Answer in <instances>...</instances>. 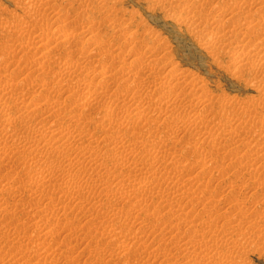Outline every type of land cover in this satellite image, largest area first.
Returning a JSON list of instances; mask_svg holds the SVG:
<instances>
[{
	"label": "rangeland",
	"instance_id": "rangeland-1",
	"mask_svg": "<svg viewBox=\"0 0 264 264\" xmlns=\"http://www.w3.org/2000/svg\"><path fill=\"white\" fill-rule=\"evenodd\" d=\"M165 1L166 0H163V1L162 0H155V1L154 0H151V1L150 0H0V68H1L0 70V81H1L0 82V86H1L0 95L3 93L2 94L3 99L0 98V118L3 116L0 119L1 120L0 125L2 124V128H3V129L1 128L3 130L2 132L0 129V132H1L0 133V137H1L0 138V141H1L0 142V207H4L5 209V210L3 209L2 211L3 213L0 212L1 213L0 215V255H1L0 264H20V263L25 264L26 261H27L26 264H73L71 263L73 260H74L73 262H75L74 264H100L101 262L103 264L104 263L105 264H121V263L122 264H125V263L126 264H140L142 260H145V257H146V260L142 262V264H144L145 262H146L145 264H188L187 261H185L188 258H191V257L196 258V256L197 257L201 256V253H199V251L201 252V250H199L198 248H195V245H193V243L196 240L195 236H197L196 237L197 239H202L210 245L213 244L214 246L213 245L212 246L217 249L216 254H214L213 252H210L209 254H207L209 255V257H211L210 259L212 261L214 260L213 262H215L216 260L218 262H221L220 260L223 261V259H225L226 261L221 262V264L222 263L231 264L232 262H233L232 264H243V263L244 264H264V222H263L264 221V183H263L264 182V178H263L264 177V167H263L264 166V158H263L264 151L260 150V148H257L256 149L257 158H256V154H254L256 153L254 151L256 148L255 146L257 145L256 143L264 140V129H263L264 128V120H263L264 119L263 118L264 117V100H262L264 99V93L262 92L263 94H259L258 92V90H260V88L263 85L264 76L256 77L255 74L250 73L252 72V67L256 63L260 61H262L260 63L264 62L263 61L264 60V13H263L264 12V0H203V1L201 0L202 2L200 0H194V1L193 0L192 1L183 0L184 2L187 1L186 3H189V1L191 2L189 3L191 5L187 4L188 7H186V4L182 0H179L181 1L180 4H178L179 2L175 0H172V1L167 0L166 2ZM172 2H175V4L177 3L176 4L177 7ZM192 4H194L193 8H192ZM201 4L204 5L203 8ZM169 5H172V6L169 7ZM180 8L182 9L184 8L186 12H184L185 11L184 9L183 11H178V10H181ZM187 11H190V12H187ZM179 12L181 13V16ZM192 12L195 14V17H193L194 14L193 15L191 14ZM196 12L198 15L196 14ZM200 14H201V18H200ZM183 16H185V18ZM213 16H215V18H211ZM188 18L189 19L191 18L190 19L191 21L194 20L193 22H195V25H199L200 28L204 26V28L201 30L198 27L196 28L192 26L193 22L191 23V21ZM202 18L205 22L207 21L206 22L207 25L203 23L204 21H201ZM261 18H263V20ZM216 19L218 20L220 19V21ZM247 19H250V20H247ZM259 19H261L263 22L260 21ZM196 20H199L197 22L198 23L200 22V24H203V25L198 24ZM179 21L183 22L184 24L181 25ZM185 21L187 22V24L185 23ZM246 21L248 22L253 21V23L255 24L257 23L256 21H259L257 25L254 24L253 26L254 28L255 27L258 28L262 24L263 25L261 26L262 28L259 27L258 29L255 28L256 30H252L254 29L253 27L246 28L245 25H247L246 23H248ZM243 22H244V25H243ZM259 23L261 25H259ZM59 24L62 25L63 27L62 26H61L62 28L59 27L60 26ZM240 24H242L243 27ZM114 26L117 27V29ZM122 26L124 27L122 28ZM189 26H190V30L191 31L193 30L195 32L186 30V29H189ZM58 27H59V30H58ZM240 27L243 29H241ZM55 28H57L59 33H56L58 31ZM205 29L207 33H205L204 31ZM207 29H209L208 31H210V33L207 31ZM237 29H239L240 31ZM129 30L136 31V34L134 37L131 38L128 35ZM211 31H213L215 35L213 32L211 33ZM194 33H196V35ZM208 33L214 36V38L217 37L214 40H220L225 35L226 36L229 35L227 37H224L225 38L224 42L227 41L228 43L227 42L223 43L222 41H220L221 43H223V45L226 44L225 46H222L221 43L217 41L220 44L219 46H218V43L216 42H215L216 45H214L215 48L211 45L208 46L209 44L205 43L208 41L207 39ZM40 34H43L41 39L39 38L41 36ZM204 34L206 37L204 36ZM231 34H233V37L230 36ZM258 35H261V36H258ZM218 37H221V38H218ZM37 38L39 39V41ZM79 38L82 40L80 41ZM76 39H77V42H75ZM72 40H75V41H72ZM140 40H141V43L139 42ZM231 40L232 42L235 41L234 42L235 45L229 44V42L232 43ZM19 41H21V44L17 43ZM44 42L46 43L48 42V44ZM124 42H127V43H124ZM128 43L130 44V46L128 45ZM135 43H138L139 45ZM161 43L163 44L165 43L164 44L165 46L162 45ZM199 43L203 44V47H205L206 45V48H202L201 45L199 46ZM126 44L128 47L126 46ZM133 44H135L134 45L135 47L133 46ZM144 44L145 45L151 44V46H153L154 49L150 47V50H148L146 46L144 47ZM160 44L162 45V47H160L161 46ZM238 44H240L241 46ZM44 45L46 46L44 47ZM140 45L142 46V48L140 47ZM131 46H133V48ZM242 46H244V49ZM130 47L132 49H130ZM138 47L139 49H136ZM207 47L208 49L210 47L209 50L211 51L209 53H208ZM106 48H108L110 51ZM120 48H125V49H122L123 51H120L119 50ZM117 50L118 52L119 51L120 52L118 53ZM232 50L235 52H233ZM249 50H251V53ZM113 51H114V55H113ZM143 51L145 52V54L143 53ZM245 51L249 57L252 56L250 58L251 59L250 62L247 63L248 66L246 64H245L246 66L239 65V64L236 65L237 62L235 60H237V56H239L240 54H245ZM115 52H117L118 54L116 55ZM147 54H149L148 56L150 58L147 56ZM131 58H134V59H131ZM147 58L150 60H148ZM153 58L155 61H153ZM218 58L220 59L219 62H218L219 60ZM137 59L139 62L136 61ZM140 60H142L141 61L142 64H145V62L147 63V61L152 62V63L154 62V64L155 63L157 64V61L158 62L162 61V63L170 64V66L171 65L174 67L176 66L178 71H183L184 73L188 75L191 72L190 73V75H192L191 77L193 76L195 77V78L193 77V79H196V80L200 79L197 81V83L199 82L198 84L201 85V87L204 86L205 89L203 88L201 92L203 93L204 91L205 96L199 95V92L198 93L196 92V94L198 95H195L194 94L195 91L191 87V85L186 84L187 87L186 86L184 87L182 83L180 84L181 86H178V85L174 86V88L176 87L174 89V92L176 94H173V93L171 94L172 97L169 98L170 102H169V99L166 102L167 98L161 97L162 95H160L159 92L153 91L152 90L153 87L152 89L151 87L150 89L147 87V90H144L146 89V87H144V85H141V84L148 82L147 85H151L154 83V81L157 82L158 80H161L162 78H160L159 76L163 75L165 73V70L161 71V69L159 68V65L157 66L155 64V68L157 70L154 68L155 72H152L150 75H148L147 79L144 78L143 80H141V82L139 81L136 83V81H134L131 75H133V73L137 71L135 67H137L138 64H141ZM133 62L136 63L137 65L134 64L135 65L134 66ZM249 64L251 65L249 66ZM235 66H237L236 67L237 69L236 68L233 69ZM14 67L15 68L17 67V69H20L19 73L15 72ZM74 67H75V70H74L75 72L73 71ZM130 67L132 69V70L130 69L131 72L129 69H127ZM124 69L126 70L123 71ZM133 69H135L136 71ZM2 70H4V72ZM99 70L101 72L102 70L105 71V72H102V74L103 73H105V75L109 74L107 75V77L104 78L103 83L106 81L104 83V86H102L103 85L102 83H101L102 85H100V83L98 84L97 82L98 78L102 77L100 74L101 72ZM88 72L89 73L92 72L93 74H96L99 77L95 76L93 77V79H91L92 77L88 76L91 79L90 81V79L86 75V73ZM121 73L125 75L123 76V74ZM126 74L128 75L126 76ZM153 74H156V75H153ZM152 75L153 77H150ZM253 75L255 76V78ZM154 76H156L157 78ZM124 77L128 79H125ZM260 77H262L261 81H260ZM3 78L5 79L3 80ZM15 78H17L18 81ZM94 78L96 81L94 80ZM108 78L110 79L108 80ZM151 78H153V80H151ZM257 78H258V81H256ZM102 80L103 79H100L98 81H102ZM110 80H112V82H110ZM124 80H127V81H124ZM176 80H175L176 82L179 81V79L177 78ZM3 82H5L6 84H4ZM9 82H12V84L13 82L14 83L17 82L18 85H20L19 82H21V86H23L24 88L20 86V89L19 88L15 89L16 91L20 90V92L19 91L16 92L12 84L10 85ZM76 82L78 83V85ZM127 82L129 84L130 83L136 84L135 87H134V84L133 85L130 84L131 86H129L132 93L133 91L135 93L132 94L129 89V91L125 90V92L128 95L125 92H124L125 93L124 95L123 93H121L122 95L121 94L116 95L118 91L116 90L117 92L116 91L114 92V90L118 88L119 85H120L119 88H122L123 86L128 84ZM69 83L71 85H69ZM174 83H172V85ZM5 85L7 86L10 85V88L12 87V90L14 91L12 92L11 89L10 91L9 89H7L8 90L7 91L5 89L7 86ZM99 85L102 87H100ZM31 87L32 88L35 87V89L33 88L32 90ZM105 87H106V90H105ZM126 87L127 85L124 87V89L128 88ZM178 87L179 88L181 87L180 89L182 91H180ZM1 88L3 89L4 92L5 91L7 92L4 93L3 91H1L2 90ZM25 88H28L27 90H30V89L32 90V91L31 90L29 91L31 95L29 94V92H28V95L25 93H24L25 95L21 94V90H25ZM135 88L136 90H139V91L136 92ZM185 88L187 89V91L185 92L186 94L183 93L186 90ZM191 88L193 89L192 91H191ZM33 91L35 92L34 94H33ZM149 91H153L154 93L156 92V95L158 94L157 96H159L163 100L158 99L159 97L157 98L156 95H153L154 93L149 92ZM178 91L179 93L177 94ZM190 92H192L191 94H193V96H197V97H193L190 94ZM7 93L9 95H7ZM13 93L15 95H13ZM66 93L67 94L70 93L69 95L71 97L68 96ZM71 93L73 94L74 97L71 95ZM80 93L82 95L85 94L83 97L88 99V101L90 102V105L88 104V107L86 106V108H84L85 106L83 105V101L85 99L82 97ZM149 93H150V96L152 95L151 97L146 96V94L149 95ZM205 93H207L208 95ZM37 94L38 95L41 94V95L38 96ZM113 94H115L116 96L114 97ZM137 94H138V97H137ZM2 95L0 97H2ZM11 95L13 96L11 97ZM44 95H45V98H47L46 100L44 98ZM134 95L139 99L142 98V100L140 99L141 102ZM27 96L32 97L30 98L31 102L32 101L34 102L32 105ZM77 96L79 97L80 102L77 101L78 98H75ZM128 96L131 98L128 99L129 103L127 104L126 102L128 101H126L127 100L126 98H129ZM143 96L147 97L148 99L144 98ZM173 96H175L176 98L175 97L173 98ZM206 96L209 98H207ZM262 96L263 98L261 99V103H260V97ZM116 97L120 99L116 100ZM152 97L154 98V101H156L157 103L153 102ZM203 97L204 98L206 97L207 99L206 98L204 99ZM21 98L23 100L26 98L27 100H24V101H27L30 105H28L27 102H24L27 106L25 104L24 105L22 104L23 105L22 106L20 103V101L22 100ZM49 98H51L52 103H50L51 100ZM71 98H73V100ZM74 98L76 102L74 101ZM132 98H133V102H131ZM172 98L174 99V101H172ZM194 98H197V99H194ZM4 99H5V102L7 103L3 102ZM202 99L205 101V103L202 101ZM8 100L10 101V103ZM11 100H13V102L14 101L16 102V100H18L17 101L18 104L17 103L15 104V102L12 104ZM42 100H43V104L46 101L45 102L46 108L44 107V105H42L41 103ZM58 100H60L63 103L60 102L57 105L56 103L59 102ZM159 100L161 101V103ZM1 101L4 103L3 105L1 104L2 103ZM36 101L37 103L40 102V104L38 105L37 103H35ZM66 101H67V104H65ZM72 101L75 102L76 104L73 103L74 106L72 108L70 107L71 108L70 109L68 106H70ZM120 101L121 103L124 102L126 106L124 105V103L122 104L119 103ZM195 101L197 104L195 103ZM47 102L50 104H47ZM77 102H79V104ZM116 102L118 103L116 104ZM136 102L138 103L140 102L142 104H138L137 106ZM147 102L148 103L153 102V104L155 103L154 105H158L160 107V108L158 107V109H160L159 110L160 113L158 111H154V112L149 111V109L151 108L148 107ZM54 103L56 104V106L53 105ZM130 103L132 104L131 105L132 107L137 106V108L133 107L134 108L133 109L131 106H129ZM203 103L205 105H203ZM73 104H71V106ZM9 105L12 107H10ZM17 105H21V107ZM50 105L53 107H49ZM66 105H68L67 106L68 108L66 107ZM142 105L144 106V108ZM24 106L28 111L24 108ZM28 106H30V108H33L32 110H34V108L36 109V107L37 109L38 108L39 109L38 110L36 109V111L34 112L30 110ZM58 106H62V107L59 108ZM201 106L202 108H200ZM145 107L148 108L147 111H145L146 110ZM211 107L214 108V111H213V108ZM17 108L20 109L18 112H17L18 110ZM48 108L49 109L53 108L52 111H54L55 108L57 110L55 109L54 111L55 114H54L53 112H51V109L49 110ZM61 108H64L65 110H62ZM140 108L142 109V112ZM45 109H47V111ZM23 110H26V111H24V113L23 112L21 113V111ZM43 110L47 112L46 115ZM81 110H82V113H78V111L81 112ZM222 110L225 111V114L224 112H222ZM29 111L32 113L34 112V113L32 114ZM57 111H58V116L60 115L61 120L57 118L58 121L56 122L57 119L55 118H56ZM59 111H60V114H59ZM63 111H65L64 114H63ZM106 111L107 113L109 112L108 116H106L109 122H107V120L105 119V121L103 120L104 121V124H103L100 117L103 114H105ZM40 112H43L44 114ZM49 112L52 115L51 114L49 115L51 118L49 117L48 120L50 119V121H52L53 119V121L52 122L48 120H45L46 122L42 121L43 119H45V116L49 114ZM110 112H112L113 114H111ZM129 112L131 113L129 114ZM214 112L215 114H213ZM21 114L25 116V117L23 116L24 120ZM25 114L27 115L32 114L33 117L32 115H29L27 118V115ZM39 114L41 115L39 116ZM93 114H95L96 116L95 115L93 116ZM191 114L199 115L200 119L198 117L196 119L197 121L199 119V122L197 123V121H195L194 122L195 125L194 123L191 122L190 124L189 122ZM16 115H18L17 116L18 119H16L17 118ZM19 115L21 116L20 118H19ZM74 115L75 117H73ZM83 115L85 116V118L83 117ZM71 116L73 118H76L77 120L72 119ZM115 116L117 119H115ZM224 116H226V118ZM235 116L238 118L234 119L236 118ZM7 117L8 119H10L9 117H12L15 121L12 122V124H10L7 121ZM135 117L139 118L140 121L136 119ZM35 118L38 119L37 123L39 122V118L41 122L36 124ZM223 118L225 120H223ZM110 119L113 121H110ZM209 119L211 120V122H209L210 121ZM221 119L223 120V122L220 123ZM256 119L259 121H257ZM5 120L7 121V123H3V122H6ZM73 120H75L78 126H76V129H74V125H72V127L69 128L71 129V131L69 130V132H71L72 136L69 135L68 136L69 138L68 137L66 138L65 135L68 132V127L71 126V124L73 123ZM79 120L82 122H80ZM87 120L88 122H86ZM122 120L124 124L122 123ZM254 121H256V124ZM110 122L113 125H111ZM201 122L203 125H201ZM96 123L97 125H95ZM196 123L199 125V127L197 126ZM21 124H22V127H21ZM52 124L57 125V126L53 127ZM109 124L110 126H108ZM218 124L219 125L221 124V126H219ZM253 124L256 125L257 127L253 126ZM12 125H15L16 127ZM47 125L50 126V130L51 128L52 130L53 129L55 130V131L53 130L54 134L49 133V129H48L49 127ZM102 125L104 126L102 127ZM36 126L39 128L41 126L42 127L39 129ZM44 126H45V129H44ZM82 126L83 127L87 126V127H84L83 129ZM111 126L113 127L112 129H110ZM30 127H33V128L35 127V128L33 129ZM100 127H102L103 130H101L102 128ZM13 128H15L16 131ZM17 129H21V130L18 131ZM198 129L199 131H197ZM223 129L225 130L227 129L226 130L227 133H225L224 132L225 130ZM261 129L263 130L260 131ZM33 130L35 131L33 132ZM36 130L37 131L39 130V131L37 132ZM43 130H44L45 135H47L46 137L43 135L44 133L41 132ZM256 130L257 132H255ZM76 131L79 132V135H78V132ZM82 131L83 133L85 131V133L83 134ZM10 132H14L12 133L13 136ZM21 132L23 136H21L22 135ZM72 132H75L77 134L74 135L75 133H72ZM87 132H88V135L86 134ZM102 132L105 136L108 135L109 138L104 137ZM212 132L213 134H216V135H213ZM246 132L247 134H245ZM8 133L10 134L9 136H8ZM59 133L62 135V137L60 136ZM226 134H230L231 136L229 135L227 136ZM80 135L82 136L85 135V136L82 137ZM118 135H120L121 137H119ZM223 135H226V138L223 137ZM33 136L36 137L38 140L34 138ZM70 136L72 138H70ZM75 136L76 137L78 136L77 138L78 139L80 138L79 140L84 139L83 141L87 144V145H84L85 149H82L81 146H79V144L77 145L79 140ZM86 136L87 137L91 136V138L93 139L96 138V139L92 143L93 139L91 140L90 137H88L89 138L88 139ZM211 136L217 139L215 138L213 139ZM260 136H262V138ZM25 137H27L26 140L23 139ZM53 137L55 140L52 139ZM229 137H232L233 141H232V138L229 139ZM65 138L67 139V142H69L70 144L65 142L66 141ZM223 138H225L224 139L225 141L223 140ZM4 139L7 141L5 142ZM21 139H23L24 142ZM28 139L29 140L32 139V142L30 141L29 143ZM34 139L36 140L35 143H34ZM62 139L65 141H63ZM73 139L75 140V142ZM242 139H245L244 140L245 142L246 140L249 141L250 139H253V141L250 140L251 142L249 141L248 143L247 141L246 142L247 144H243L244 148H241L243 150H240L236 156L233 151L234 145L237 146L238 145L237 143H240L243 141ZM234 140H237L238 142ZM25 141H28L27 144ZM42 141L43 142L46 141L45 142L46 144L45 143L43 144ZM228 141L230 142L232 141V143H229ZM4 142H5V145L3 144ZM22 142L26 145L24 146ZM47 142L50 143L51 145L48 144ZM235 142L237 143L235 144ZM20 144L21 146H19ZM57 144L59 147L57 146ZM97 144L103 145L102 150L103 151L106 150L104 151V153L105 152L107 153L108 151L109 152L107 154H104V153L101 154L100 153L102 152L101 148L99 151L96 149L94 150L93 147L96 148ZM52 145H54L55 147L54 150H53L54 147ZM68 145L69 146L74 145V147L79 146V149L74 148L73 146L72 148H68L69 147ZM189 145H194L196 147L197 149L196 154L189 153L187 155L186 153L187 156H184L185 148ZM246 145L250 148V150ZM22 147L26 148L24 149L25 151L23 150ZM56 148L58 149L60 148V152ZM88 148H91V149L88 150ZM16 149L19 151H17ZM29 149H32L33 153ZM68 149L69 150L72 149V150L69 151ZM73 149L74 150L76 149L77 151L76 150L73 151ZM80 150L84 151V153ZM87 150L90 154L87 152ZM251 150H253L254 153ZM95 151L99 158H97L96 155H95L96 157L93 156L94 154H96ZM249 151L252 153L251 156H253L254 160L252 159L251 156L249 157V154H251ZM261 151H263V153ZM28 152L29 153L31 152L30 155H32L33 157L31 156L30 158V155L28 156L29 154ZM34 152L36 155H33ZM79 152L80 154L83 153V155H85L86 158L85 156L83 157L82 155L83 157L82 159ZM173 152H175L176 155L180 154L178 155L179 157L175 156ZM244 152L246 154L249 152V154L245 155ZM172 153L175 157L172 155ZM74 154L76 155L74 156ZM88 155L91 157H89ZM101 155H103L104 157L103 156L101 157ZM157 155L159 156L157 157ZM71 157H76L77 159L79 158L78 159L79 162L76 158L70 159ZM176 157L177 159L180 158V161L182 157L187 160L182 159L181 161L182 163H181L176 159ZM199 157H201L202 159H204L205 157L207 158L206 160L210 159L212 161L214 160L213 158L217 160L219 159L222 160V165L219 167L217 166L220 169L218 168L216 169V167L212 166L216 170H219V172L214 170V168L209 170L208 168H212L211 165L209 164L205 166L204 165L201 166L199 162H196V161H199L200 159ZM246 157L250 160L249 163L246 160ZM44 158L46 162L42 161L44 160ZM257 159L258 161H256ZM176 160L178 161V164L174 163V162H177ZM240 160H241V163L243 162L242 165H244L247 168V170H245L244 169L245 167L241 165V163L239 162ZM81 161H83L82 165H80ZM44 162L45 164L46 163L47 164L45 165ZM68 162L69 163L73 162V163H71L72 165L71 164L68 165L69 164ZM187 162H188V165L191 167H194L195 164H197L196 166H199L198 168L199 170H201L200 171L201 174H199L197 178H199L201 181L197 179L196 176L190 177L187 175L191 179H188L185 177L180 182L178 181L179 183L177 184L176 182L175 184L172 182L173 185L171 186L173 187L169 186L170 183L169 185L165 183V178L171 177V176L174 177L173 179L174 181H176L177 179L175 178V175L178 172L177 168L180 170V168L183 167L182 164H185ZM42 164H44V166L46 167H43ZM176 164L178 166H176ZM202 167H205L204 174L202 172L204 168ZM82 168H84V170ZM207 170L209 171L210 174L209 173L207 174L208 172ZM77 171H78L79 176L77 174ZM247 171L249 174L247 173ZM74 172L76 175L74 174ZM217 172L220 175H218ZM82 173L83 175H81ZM205 173L207 174V176H205L206 175ZM200 175H202L201 178L202 177L204 178L201 179L199 177ZM41 176L44 179H41L40 178ZM76 177L78 179H76ZM210 177H212V180L210 179ZM257 177H259L260 179L259 178L257 179ZM34 179H35V182L33 183ZM37 179L40 181L39 183ZM79 179H82V180L79 181ZM41 180H44V181L41 182ZM196 180H198L197 182L199 183H197ZM81 181L84 182L82 183L84 186L82 184L80 185ZM254 181L256 182L254 183ZM200 182L202 186L198 185L200 184ZM30 183L31 185L33 184V187H31ZM41 183L42 184L44 183V185H42ZM38 184L42 185V186L40 185L41 188L38 187L39 186ZM61 184L66 185V186L62 185L61 187L62 189H61L59 187L61 186ZM71 185L74 186L75 188L71 187ZM141 185L143 187L146 185L148 187L151 186V188H149V191H147V194L146 192H143V195H142L141 192L143 191V187ZM177 185H179V187ZM168 186L170 187L171 190L172 189L174 190V188L175 190L174 191L172 190L173 191L172 192L170 189H168L169 188ZM65 187L66 188L69 187V188L65 189ZM76 187L78 188L77 190L78 192L76 191L77 189ZM28 188L33 191L31 190L29 191ZM33 188H35L36 190ZM70 188L73 189L74 191L71 190ZM68 189H70V193ZM150 189H152V192H150L151 191ZM160 189L162 190L163 193L161 192ZM166 189H168L169 191ZM79 190L81 191L79 192ZM138 190L140 191L139 193L140 195L138 194L139 192ZM182 190L184 191L182 192ZM35 191H38V192H35ZM62 191L64 192V194L66 192L69 193V194L66 193L68 197L65 196L63 193H61ZM153 191L154 192L156 191L157 193L156 192L154 193ZM30 192L32 195L30 194ZM32 192L33 193L35 192L36 194L35 193L33 194ZM175 192H176V195L174 196ZM181 192L184 194V196L185 195L187 196V197L185 196V199H184V196H182ZM237 192L239 193L238 195H237ZM38 193H40L41 195ZM78 193L81 195L82 198L80 197ZM27 194L29 197L25 198L27 197ZM151 194H153L154 197L156 196L157 199L156 197L153 198V195ZM33 195H37L36 196L37 198L35 196L34 198H32ZM140 196H142L141 199H140ZM146 196L147 198H143ZM165 196L168 198H166ZM192 196H195V197H192ZM137 197L139 198L137 199ZM159 197L161 198L159 199ZM162 197L164 198V200ZM178 197H180L181 199ZM206 197H208L209 199L208 198L206 199ZM38 198L40 200H38ZM149 198L151 201H149ZM186 198H188L187 202H184L186 201ZM144 199H147L148 203ZM161 199L164 202H162ZM168 199H169V202H167ZM176 199H178L179 201H177ZM190 199L191 200L194 199L192 203ZM137 200H140L141 202L140 201L138 202ZM153 200H157V201H153ZM158 200L161 201L159 203L163 205L165 203H171V205H173L172 202L175 204L176 202L179 203L181 200L183 202L181 201L180 202L181 204L180 203L175 204L177 210L176 208L174 209L175 206L172 207V210H173L172 212L173 216H172L171 212L169 215V212L167 210H165L164 208H163L164 210L161 209L163 206L158 203ZM174 200H176V202ZM143 202L146 205H143L142 204ZM188 202H190L192 205L191 204L188 205L187 204ZM75 203L76 204L78 203V204L76 205ZM156 203L159 205L158 206L155 205ZM32 204H34V206ZM141 204H142V207H141ZM177 204L180 206H178ZM185 204L187 207L184 206ZM181 206L183 209L181 208ZM147 207L149 209H147ZM150 207H152L155 211L153 209H150ZM145 208H146V212H145ZM224 209H226V211ZM179 210L180 211L182 210V213ZM161 211H165V212H161ZM139 212L141 213V215L138 216L137 214H140ZM155 212L157 213V217L155 216L157 219H154L153 217ZM179 212H180V217L181 215L183 216L185 212L186 213L184 215L185 217L183 216V218L182 217L180 218L178 214ZM160 213H162L163 215H161ZM164 213H166L167 215ZM66 214L68 216H66ZM175 214H177L178 217H175L176 216ZM132 216H137L140 218H137V217L134 218ZM171 217H172V220L169 219ZM174 217L177 219L175 220ZM141 218L142 220H137ZM163 219H165V221ZM239 220H241L240 221L241 223L239 222ZM140 221H142L143 224L144 223L146 224L145 227L147 230L145 228H144L145 230L138 228V226L140 227V224H139ZM153 221L155 222V225L156 224L158 225V227L156 229V226L155 227L153 226L155 229L151 230L153 228H150L149 226L147 227V225L153 224ZM22 222H24L27 225L24 226V223ZM133 222L134 223L137 222V223H135L134 225ZM180 222H181V225H179ZM15 223L17 224V226ZM159 223L162 226L159 225ZM173 223L178 225V227H181L182 229H184L183 232L181 233L177 229L176 225ZM21 225L24 226L25 228L24 227L22 228ZM125 225L127 226L126 230L128 233L126 236H125L126 233L124 234L126 230L125 228H123ZM192 225H194L195 227H191ZM199 226L203 230H201ZM160 227L163 229H161ZM234 227L235 229L237 228L238 230L233 229ZM75 228H77V230ZM173 228H176L177 230ZM239 228L242 230H239ZM190 229L192 230L194 229V231L190 233L189 232ZM25 230L27 231V233ZM130 230L131 232H129ZM139 230H142V231H139ZM144 231H148L147 233L149 234V236L146 232L145 234L142 233ZM150 231L152 234L150 233ZM200 231H202V233H200ZM239 231H241V233ZM139 232H141V237H139L140 236ZM155 232L156 233L161 232L160 236L162 238L159 236V233L156 234ZM194 232L196 234H194ZM203 232H205V234H203ZM120 234L124 236L121 237ZM202 234L205 236L204 239H203L204 236ZM166 235L168 237H165ZM183 235L185 236V238H183L184 237ZM188 235H191V236L188 237ZM114 236L116 237L119 236L118 241H117V238H114ZM142 236H144L145 238ZM172 236L174 237V239L172 238ZM133 237L134 238L136 237L137 240L139 238H142L143 242H142V239H139L141 241L138 240L139 243L137 241L135 244L136 239H134ZM153 237H155L156 239H154ZM164 237L165 239H168V241H166V245L164 244L165 246L162 245L163 244L162 241L165 240ZM170 237L173 240H171ZM213 237L215 238L213 239ZM78 238L80 239L81 242H79ZM144 239H146V242ZM159 239H162L161 241L162 243L159 242L160 241ZM119 240H121V242H119ZM190 240L194 242L192 243L190 242ZM227 240L228 242H226ZM126 242H129V243H126ZM158 242L160 245H158ZM167 242H169L170 244L169 243L167 244ZM229 242L231 243V245L232 244L234 245L233 249L234 248L235 249L234 251L232 249V250L227 251V253H225L224 251L226 250L224 248L230 245ZM143 243H147V244L141 245ZM225 243L227 245H225ZM135 245L136 247H134ZM170 245L172 246L170 247ZM82 246H84V248ZM139 246L140 247L144 246V247L140 248ZM157 246L158 247L161 246L162 250L158 248ZM148 247L149 249H147ZM80 248L84 250V253L87 251L90 253L87 252V254L85 253V255H83ZM87 248L89 250H86ZM150 248L152 249V252L149 253V251H151ZM20 249L23 252H21ZM78 249L80 250L79 252H78ZM95 249L99 251L96 252ZM137 249H140L138 250L140 254L137 253V255H134L136 254ZM144 249L146 250V252ZM16 250L19 253L21 252L20 256H18L19 253L17 254ZM102 250H103L102 252L103 255H101ZM14 251L16 252L15 254H14ZM158 251H159V254H157ZM222 252H223V255H222ZM75 253L77 254V256ZM79 253L82 255H80ZM94 253L96 254V256L98 254L97 258H95L96 256ZM115 253L117 256H114ZM144 253H146V255ZM4 254H6L7 256H5ZM21 254H23V256ZM89 254H91V256ZM185 254L186 255L190 254L188 255L190 257L186 256ZM217 254L220 257L221 256L223 257L220 258ZM225 254L227 256H225ZM231 254H232V257H231ZM15 255L17 258L15 257ZM88 255L90 257H88ZM147 255H151L153 258ZM214 255H216V257H214ZM75 256L77 259L75 258ZM109 256L111 257L109 258ZM140 256H143V259ZM14 257L17 260H15ZM70 258H72V261H70ZM73 258H75L76 261ZM94 258L96 259V261ZM100 258H102L106 262H104ZM229 258H233V259L229 260ZM20 260H22L23 262L22 261L20 262ZM218 262L217 264H220Z\"/></svg>",
	"mask_w": 264,
	"mask_h": 264
},
{
	"label": "bare ground",
	"instance_id": "bare-ground-1",
	"mask_svg": "<svg viewBox=\"0 0 264 264\" xmlns=\"http://www.w3.org/2000/svg\"><path fill=\"white\" fill-rule=\"evenodd\" d=\"M150 1H151V0H150ZM154 1H155V0H154ZM162 1H163V0H162ZM166 1H167V0H166ZM166 1H165V2H166ZM168 1H169V0H168ZM171 1H172V0H171ZM171 1H170V2H171ZM175 1L179 2L178 4H180V2H181V1H179V0H175ZM182 1H183V0H182ZM184 1H185V0H184ZM184 1H183V2H184ZM191 1H192V0H191ZM193 1H194V0H193ZM200 1H201V0H200ZM202 1H203V0H202ZM202 1H201V2H202ZM157 2H158V1H157ZM165 2H163V3H165ZM186 2H187V1H186ZM186 2H184V3L186 4V7H188L187 4H188V5H191V4H189V3H191L190 1H189V3H186ZM197 2H199V1H197ZM197 2H196V3H197ZM153 3H155V2H153ZM161 3H162V2H161ZM172 3L175 4V2H172ZM184 3H183V5H184ZM167 4H168V3H167ZM176 4H177V3H176ZM176 4H175V5H176ZM181 4H182V3H181ZM154 5H155V4H154ZM158 5H159V4H158ZM163 5H164V4H163ZM172 5H173V4H172ZM172 5H169V7L172 6ZM199 5H200V4H199ZM201 5H202V4H201ZM151 6H152V5H151ZM164 6H165V5H164ZM193 6H194V4H192V8H193ZM203 6H204V5H202V8H203ZM174 7H175V6H174ZM174 7H173V8H174ZM176 7H177V5H176ZM184 8H185V7H184ZM184 8H183V9H184ZM194 8H196V7H194ZM180 9H181V10H178V11H183L182 8H180ZM188 9H189V8H188ZM198 9H199V8H198ZM198 9H196V10H198ZM200 9H201V8H200ZM184 10H185V9H184ZM196 10H195V11H196ZM190 11H191V9H190ZM190 11H187V12H190ZM184 12H186V10H185ZM179 13H180V12H179ZM263 13H264V12H263ZM176 14H178V13H176ZM186 14H187V13H186ZM191 14L193 15L194 13L192 12ZM196 14H197V12H196ZM197 15H198V14H197ZM213 15H214V14H213ZM215 15H216V14H215ZM177 16H178V15H177ZM180 16H181V13H180ZM185 16H186V15H185ZM185 16H183V17L185 18ZM188 16H189V15H188ZM188 16H187V17H188ZM211 16H212V14H211ZM190 17H192V16H190ZM193 17H195V14L193 15ZM198 17H199V16H198ZM178 18H180V17H178ZM181 18H182V17H181ZM184 18H183V19H184ZM200 18H201V14H200ZM211 18H215V16H213V17H211ZM218 18H220V17H218ZM259 18H260V17H259ZM188 19H189V18H188ZM190 19H191V18H190ZM190 19H189V20H190ZM253 19H254V18H253ZM253 19H252V20H253ZM257 19H258V18H257ZM261 19L263 20V18H261ZM261 19H259V20L262 21ZM180 20H181V19H180ZM186 20H187V18H186ZM189 20H188V21H189ZM216 20H218V19H216ZM247 20H250V19H247ZM176 21H177V20H176ZM190 21H191V20H190ZM193 21H194V20H193ZM193 21H191V23H192ZM197 21H199V20H196V22H197ZM201 21H204L203 18L201 19ZM218 21H220V19H219ZM244 21H245V20H244ZM253 21H254V20H253ZM253 21H250V22L246 21V22H248V23H246L247 25H245L246 28H247V27H248V28H252V27L254 26V24H255V23H253ZM206 22H207V21H206ZM206 22L204 21L203 23L206 24ZM256 22L258 23L259 21H256ZM262 22H263V21H262ZM173 23H174V22H173ZM179 23H181V25L184 24L183 22H180V21H179ZM185 23L187 24L186 21H185ZM189 23H190V22H189ZM197 23H198V22H197ZM197 23H196V24H197ZM239 23H240V22H239ZM257 23H256L255 25H257ZM198 24H200V22H199ZM221 24H222V23H221ZM59 25H60V24H59ZM59 25H58V26H59ZM119 25H120V24H119ZM121 25H122V24H121ZM124 25H125V24H124ZM178 25H179V24H178ZM188 25H190V24H188ZM191 25H192V24H191ZM200 25H203V24H200ZM206 25H207V24H206ZM240 25H242V24H240ZM243 25H244V22H243ZM243 25H242V27H243ZM259 25H261V24L259 23ZM262 25H263V24H262ZM262 25H261V26H262ZM61 26H62V25H60L59 27H61ZM115 26H117V25H115ZM115 26H114V27H115ZM192 26H194V27H196V28H197V27L200 28L199 25H195V22H193V25H192ZM237 26H238V25H237ZM261 26H259V27H261ZM59 27H58V30H59ZM62 27H63V26H62ZM62 27H61V28H62ZM123 27H124V26H122V28H123ZM184 27H185V26H184ZM221 27H222V25H221ZM238 27H239V26H238ZM259 27H258V28H259ZM61 28H60V29H61ZM115 28L117 29V27H115ZM120 28H121V26H120ZM187 28H188V26H187ZM196 28H195V29H196ZM203 28H204V26H202V28H200V29L202 30ZM240 28H241V27H240ZM246 28H245V29H246ZM253 28H254V27H253ZM255 28H257V27H255ZM255 28L252 29V30H256ZM258 28H257V29H258ZM261 28H262V27H261ZM55 29L57 30V28H55ZM193 29H194V28H193ZM235 29H236V28H235ZM241 29H243V28H241ZM58 30H57V31H58ZM62 30H63V29H62ZM186 30L189 31V30H190V26H189V29H186ZM208 30H209V29H207V31H208ZM229 30H231V29H229ZM237 30H239V29H237ZM117 31H118V30H117ZM190 31H191V30H190ZM192 31H193V30H192ZM192 31H191V32H192ZM199 31H200V30H199ZM204 31H205V33H207V32H206V29H205ZM221 31H222V30H221ZM234 31H235V30H234ZM239 31H240V30H239ZM248 31H249V30H248ZM257 31H258V30H257ZM64 32H65V30H64ZM193 32H195V31H193ZM208 32L210 33V31H208ZM212 32H213V31H211V33H212ZM216 32H217V31H216ZM230 32H232V31H230ZM42 33H43V32H42ZM56 33H59V31L56 32ZM56 33H55V35H56ZM61 33H62V32H61ZM196 33H197V31H196ZM196 33H194V34L196 35ZM198 33H199V32H198ZM209 33H208V35L206 34V35H207V39H208V41L205 42V43L209 44L208 46L211 45V46H213V47H214V45H216L215 42L218 43L217 41H219V42L222 41L223 43H226L227 41L224 42V40H225L224 37L229 36V35H227V36L225 35V36H224V34H226V33H224V34H223V36H224L223 38L218 37V38H221V39H220V40H214V39H216L217 37L214 38V36L210 35ZM213 33H214V32H213ZM235 33H236V32H235ZM246 33H247V32H246ZM135 34H136V31H135V30H134V31H133V30H129L128 35H129L131 38L134 37ZM200 34H201V32H200ZM202 34H203V33H202ZM229 34H230V33H229ZM247 34H248V33H247ZM40 35H41V36H40ZM40 35H38V36H40L39 38L41 39V37H42L43 34H40ZM214 35H215V33H214ZM216 35H217V34H216ZM244 35H246V34H244ZM254 35H255V34H254ZM60 36H61V35H60ZM204 36H205V34H204ZM221 36H222V35H221ZM230 36L233 37V34H231ZM248 36H249V35H248ZM258 36H261V35H258ZM52 37H53V36H52ZM62 37H63V36H62ZM205 37H206V36H205ZM236 37H237V36H236ZM236 37H235V38H236ZM131 38H130V39H131ZM261 38H262V37H261ZM37 39H38V38H37ZM43 39H44V38H43ZM50 39H51V38H50ZM55 39H56V38H55ZM58 39H59V38H58ZM79 39H80V38H79ZM133 39H134V38H133ZM230 39H231V38H230ZM48 40H49V39H48ZM81 40H82V39H80V41H81ZM84 40H85V39H84ZM91 40H93V39H91ZM205 40H206V39H205ZM205 40H203V41H205ZM247 40H249V39H247ZM38 41H39V39H38ZM72 41H75V40H72ZM89 41H90V40H89ZM94 41H95V40H94ZM125 41H126V40H125ZM132 41H133V40H132ZM132 41H130V42H132ZM203 41H202V42H203ZM228 41H229V39H228ZM53 42H54V41H53ZM75 42H77V39H76ZM92 42H93V41H92ZM96 42H98V41H96ZM122 42H123V41H122ZM139 42L141 43V40H140ZM231 42H232V40H231ZM234 42H235V41H234ZM234 42H232V43L229 42V44H234ZM17 43H18V44H21V41H19V42H17ZM44 43H46V42H44ZM78 43H79V42H78ZM81 43H82V42H81ZM124 43H127V42H124ZM142 43H143V41H142ZM145 43H146V42H145ZM203 43H204V42H203ZM220 43H221V42H220ZM223 43H221V45H222V46H225L226 44L223 45ZM227 43H228V42H227ZM237 43H238V42H237ZM237 43H236V44H237ZM258 43H259V42H258ZM262 43H263V42H262ZM40 44H41V42H40ZM46 44H48V42H47ZM51 44H52V43H51ZM135 44H138V43H135ZM135 44H133V46H134ZM161 44L164 45L165 43H164V44L161 43ZM161 44H160V45H161ZM229 44H228V45H229ZM22 45H23V44H22ZM42 45H43V43H42ZM49 45H50V44H49ZM123 45H124V44H123ZM128 45L130 46L129 43H128ZM138 45H139V44H138ZM162 45H161L160 47H162ZM200 45L202 46V48H206V45H205V47H203V44H200V43H199V46H200ZM219 45H220V44L218 43V46H219ZM234 45H235V44H234ZM238 45H240V44H238ZM238 45H237V46H238ZM242 45H243V44H242ZM45 46H46V45H44V47H45ZM109 46H110V45H109ZM126 46H127V44H126ZM133 46H131V47L133 48ZM145 46H146V48H147L148 50H150V47L153 48V46H151V44H150V45H149V44H146V45L144 44V47H145ZM164 46H165V45H164ZM222 46H221V47H222ZM237 46H235V47H237ZM240 46H241V45H240ZM255 46H256V45H255ZM84 47H85V46H84ZM118 47H120V46H118ZM123 47H124V46H123ZM127 47H128V46H127ZM131 47H130V49H132ZM134 47H135V46H134ZM140 47L142 48L141 45H140ZM235 47H234V48H235ZM242 47H243V49H244V46H242ZM125 48H126V47H125ZM125 48H120L119 50H120V51H123L122 49H125ZM164 48H165V47H164ZM214 48H215V47H214ZM216 48H217V47H216ZM227 48H228V47H227ZM232 48H233V47H232ZM240 48H241V47H240ZM106 49H108V48H106ZM117 49H118V48H117ZM136 49H139V47L136 48ZM153 49H154V48H153ZM209 49H210V47H209ZM209 49H208V47H207L208 53L211 51V50H209ZM228 49H229V48H228ZM108 50H109V49H108ZM112 50H114V49H112ZM144 50H145V49H144ZM205 50H206V49H205ZM109 51H110V50H109ZM115 51H116V50H115ZM120 51H119V52H120ZM134 51H135V49H134ZM221 51H222V50H221ZM225 51H226V50H225ZM232 51H233V50H232ZM240 51H241V50H240ZM240 51H239V52H240ZM249 51H250V53H251V50H249ZM257 51H258V50H257ZM111 52H112V51H111ZM111 52H110V53H111ZM117 52H118V50H117ZM117 52H115L116 55L119 53V52H118V53H117ZM212 52H214V51H212ZM212 52H211V53H212ZM230 52H231V50H230ZM233 52H235V51H233ZM237 52H238V51H237ZM242 52H243V51H242ZM136 53H137V52H136ZM143 53L145 54L144 51H143ZM146 53H147V52H146ZM148 53H149V52H148ZM243 53H244V52H243ZM262 53H263V51H262ZM214 54H215V53H214ZM113 55H114V51H113ZM148 55H149V54H147V56H148ZM151 55H152V54H151ZM211 55H212V54H211ZM211 55H210V56H211ZM249 55H250V54H249ZM212 56H213V55H212ZM236 56H237V55H236ZM250 56H251V55H250ZM148 57H149V56H148ZM251 57H252V56H251ZM251 57H249V56L246 54V51H245V54H240L239 56H237V60H235V61L237 62L236 65L239 64V65H244V66H246L247 63L250 62V60H251L250 58H251ZM149 58H150V57H149ZM215 58H216V57H215ZM131 59H134V58H131ZM147 59H148V58H147ZM151 59H152V57H151ZM218 59H219V58H218ZM148 60H150V59H148ZM158 60H159V59H158ZM215 60H216V59H215ZM252 60H253V59H252ZM255 60H256V59H255ZM130 61H132V60H130ZM136 61L139 62L138 59H137ZM136 61H135V62H136ZM141 61H142V60H140V62H141ZM145 61H146V60H145ZM153 61H155L154 58H153ZM156 61H157V60H156ZM159 61H160V60H159ZM219 61H220V59L218 60V62H219ZM225 61H226V60H225ZM263 61H264V60H263ZM218 62H217V63H218ZM236 62H235V63H236ZM260 62H262V61H260ZM260 62L256 63L254 66L252 65L253 67L251 66V67H252V72H250V73L255 74L256 77H257V76H262V77L264 76V72H263V71H264V64H263L264 62H263V63H260ZM251 63H252V61H251ZM72 64H73V63H72ZM134 64H136V63L133 62V65H134ZM155 64H156V63H155ZM155 64H154V62L152 63V62H149V61H147V63L145 62V64H142V62H141V64H138L139 67H138V65L136 64L138 68L135 67V69H137V71H136L135 69H133V70H135L136 72L133 73V75H131V77L134 79V81H136V83L139 82V81L141 82V80H143L144 78L147 79V78H148V75H150L152 72H155V69H156V68H155ZM218 64H219V63H218ZM220 64H221V63H220ZM230 64H231V63H230ZM245 64H246V65H245ZM253 64H254V63H253ZM67 65H68V64H67ZM156 65H157V66L159 65V68L161 69V71H162V70H165V73H164L163 75H161V76L158 75L160 78H162L161 80H158V81H157V80L154 78L157 82L154 81V83L151 84V85H147L148 82H147V83H144V84H141V83H140L141 85H144V87H146V89H144V90H147V87H148L149 89H150V87H151V89H152V87H153L152 90H153V91H157V92H159L160 95H162L161 97H163V98H167V99H166V102H167V100H168L169 98L172 97V95H171L172 93H173V94H176V93L174 92V89H175L176 87L174 88V86H177V85H178V86H181L180 84L182 83V85H183L184 87L186 86V84L191 85V87H192V88L194 89V91H195V92H194L195 95H198V94H196V92H197V93L199 92V95L205 96V95H204V91H203V93L201 92V90L204 88L203 84H202L203 87H201V85L198 84L199 82L197 83V81L200 80V79H198V80L193 79L194 76L191 77V76H192V75H190L191 72H190L189 75H188V74L184 73L183 71H178V69H177L176 66H175V67L172 66V65L170 66V64L162 63V61H161V62H158V61H157V64H156ZM250 65H251V64H249V66H250ZM134 66H135V65H134ZM247 66H248V65H247ZM128 67H129V66H128ZM236 67H237V66H235L233 69H235ZM72 68H73V67H72ZM76 68H77V66H76ZM122 68H124V67H122ZM154 68H155V69H154ZM239 68H240V67H239ZM16 69H17V67H16V68L14 67L15 72L19 73V70H20V69H17V70H16ZM127 69L130 70L131 67H130V68H127ZM160 69H159V70H160ZM180 69H181V68H180ZM236 69H237V68H236ZM240 69H241V68H240ZM0 70H1V68H0ZM74 70H75V67H74L73 71H74ZM78 70H79V68H78ZM80 70H81V69H80ZM125 70H126V69H124L123 71H125ZM131 70H132V69H131ZM131 70H130V72H131ZM156 70H157V69H156ZM2 71L4 72V70H2ZM2 71H1V72H2ZM76 71H77V69H76ZM99 71H100V70H99ZM99 71H98V72H99ZM161 71H160V72H161ZM250 71H251V70H250ZM74 72H75V71H74ZM92 72H93V71H92ZM92 72H90V73H89V72L86 73L87 77H88V76H91V77H92L91 79H93V77L98 76V75H96V74H93ZM100 72H101V71H100ZM100 72H99V73H100ZM102 72H105V71L102 70ZM102 72L100 73L102 77H99V76H98V77H99L100 79H103V80H102V81H98V80H100V79L98 78L97 82H98V84L100 83V85L103 84L102 86H104V83L106 82V81H105V82L103 83L104 78L107 77V75H109V74H106V75H105V73L102 74ZM158 72H159V71H158ZM158 72H156V73H158ZM72 73H73V72H72ZM123 73H124V72H123ZM123 73H121V74H123ZM161 73H162V72H161ZM187 73H188V72H187ZM73 74H74V73H73ZM74 75H75V74H74ZM124 75H125V74H123V76H124ZM127 75H128V74H126V76H127ZM153 75H156V74H153ZM153 75L150 76V77H153ZM196 75H197V74H196ZM80 76H81V75H80ZM80 76H79V77H80ZM110 76H111V75H110ZM145 76H147V77H145ZM253 76H254V75H253ZM77 77H78V76H77ZM154 77H156V76H154ZM262 77H260V81H261ZM70 78H71V77H70ZM85 78H86V77H85ZM85 78H83V79H85ZM88 78H89V77H88ZM110 78H111V77H110ZM110 78H108V80H109ZM124 78H125V79H128L129 76H128V78H126V77H124ZM156 78H157V77H156ZM176 78L179 79L178 82H176V81H177ZM194 78H195V77H194ZM254 78H255V76H254ZM4 79H5V78H3V80H4ZM6 79H7V78H6ZM15 79L17 80V78H15ZM15 79H14V80H15ZM86 79H87V78H86ZM89 79H90V78H89ZM91 79H90V81H91ZM158 79H159V78H158ZM9 80H10V79H9ZM14 80H13V81H14ZM71 80H72V79H71ZM94 80H95V78H94ZM105 80H107V79H105ZM151 80H153V78H151ZM151 80H150V81H151ZM175 80H176V81H175ZM195 80H196V81H195ZM7 81H8V80H7ZM17 81H18V80H17ZM74 81H75V80H74ZM74 81H73V82H74ZM86 81H87V80H86ZM95 81H96V80H95ZM95 81H94V83H95ZM124 81H127V80H124ZM128 81H129V80H128ZM134 81H133V82H134ZM146 81H147V80H146ZM148 81H149V80H148ZM256 81H258V78L256 79ZM262 81H263V80H262ZM0 82H1V81H0ZM5 82H6V80H5ZM5 82H3V83L6 84ZM77 82H78V80H77ZM77 82H76V83H77ZM97 82H96V84H97ZM110 82H112V80H110ZM144 82H145V81H144ZM174 82H175V83H174ZM3 83H2V84H3ZM7 83H8V82H7ZM9 83H10V85L12 84V82H9ZM19 83H20V85H18L17 82H16V83L13 82L12 86L14 87V90H15L16 88H17V89H18V88L20 89L21 82H19ZM76 83H75V85H76ZM88 83H89V81H88ZM90 83H91V82H90ZM92 83H93V81H92ZM101 83H102V84H101ZM114 83H116V82H114ZM127 83H128V82H127ZM134 83H135V82H134ZM134 83H132V84L130 83V84L133 85ZM142 83H143V82H142ZM151 83H152V82H151ZM172 83H174V84L172 85ZM202 83H203V82H202ZM205 83H206V82H205ZM14 84H15V85H14ZM118 84H119V83H118ZM130 84H129V83L126 84L127 87H128V88H127V87H126V88H127L128 90H127V89H124V87H125L126 85L122 87L123 89H122V88H119L120 85H119V87L117 86L118 88H116V89L114 90V92H115L116 90H117L118 92L116 91L117 94H116V93H115V94H116V95H119V94L123 93V95H124V94L126 93L125 90H126V91H129V89H130L129 86H131ZM145 84H146V85H145ZM200 84H201V82H200ZM258 84H259V83H258ZM10 85H9V86L5 85V86H7L5 89H6V90L9 89V91H10V89H11V91L13 92L14 90H12V87L10 88ZM69 85H71V84L69 83ZM77 85H78V83H77ZM100 85H99V86H100ZM105 85H106V84H105ZM135 85H136V84H134V87H135ZM72 86H74V85H72ZM102 86H100V87H102ZM183 86H182V87H183ZM0 87H1V86H0ZM21 87H23V86H21ZM90 87H91V85H90ZM106 87H107V86H106ZM106 87H105V90H106ZM134 87H132V88H134ZM137 87H138V85H137ZM172 87H173V89H172ZM186 87H187V86H186ZM189 87H190V86H189ZM23 88H24V87H23ZM23 88H21V89H23ZM28 88H29V87H28ZM28 88H25V90H21V94H24V93H25V94L28 95V92L31 90V89H30V90H27ZM31 88H32V87H31ZM33 88L35 89V87H33ZM33 88H32V90H33ZM57 88H58V87H57ZM60 88H61V86H60ZM96 88H97V87H96ZM178 88H179V87H178ZM180 88H181V87H180ZM180 88H179V89H180ZM192 88H191V91L193 90ZM207 88H208V87H207ZM1 89H2V88H1ZM58 89H59V88H58ZM68 89H69V88H68ZM112 89H113V88H112ZM141 89H142V88H141ZM141 89H140V90H141ZM149 89H148V90H149ZM179 89H178V90H179ZM183 89H184V88H183ZM185 89H186V88H185ZM204 89H205V88H204ZM32 90H31V91H32ZM69 90H70V89H69ZM71 90H72V89H71ZM105 90H104V91H105ZM132 90H134V89H132ZM135 90H136V88H135ZM176 90H177V89H176ZM189 90H190V88H189ZM189 90H188V91H189ZM1 91H3V89H2ZM7 91H8V90H7ZM7 91H5V92H7ZM15 91H16V90H15ZM18 91L20 92V90H18ZM18 91H16V92H18ZM36 91H37V90H36ZM137 91H139V90H136V92H137ZM153 91H149V92L154 93ZM180 91H182V90L180 89ZM186 91H187V89H186L183 93H185ZM207 91H208V89H207ZM209 91H210V90H209ZM3 92H4V91H3ZM5 92H4V93H5ZM73 92H74V91H73ZM100 92H101V91H100ZM112 92H113V91H112ZM114 92H113V93H114ZM124 92H125V93H124ZM130 92L132 93L131 89H130ZM144 92H145V91H144ZM258 92H259V94H263V93H264V82H263V85H262V87L260 88V90H258ZM262 92H263V93H262ZM8 93H9V92H8ZM8 93H7V95H9ZM10 93H11V92H10ZM34 93H35V92L33 91V94H34ZM36 93H38V92H36ZM41 93H42V92H41ZM101 93H102V92H101ZM134 93H135V92L133 91L132 94H134ZM145 93H146V92H145ZM145 93H144V94H145ZM178 93H179V91L177 92V94H178ZM180 93H181V92H180ZM191 93H192V92H190V94H191ZM2 94H3V93H2ZM2 94H1V95H2ZM25 94H24V95H25ZM29 94L31 95L30 92H29ZM43 94H44V93H43ZM66 94H67V93H66ZM69 94H70V93H69ZM69 94H67V95L70 96ZM80 94H81V93H80ZM105 94H106V92H105ZM115 94H113L114 97L116 96ZM126 94H127V93H126ZM132 94H131V95H132ZM185 94H186V93H185ZM190 94H188V95H190ZM205 94H207V93H205ZM1 95H0V96H1ZM13 95H15V94L13 93ZM13 95H11V97H12ZM17 95H18V94H17ZM19 95H20V94H19ZM35 95H36V94H35ZM37 95H38V94H37ZM40 95H41V94H40ZM40 95H38V96H40ZM67 95H66V96H67ZM71 95L73 96L72 93H71ZM77 95H78V94H77ZM81 95H82V94H81ZM84 95H85V94H84ZM84 95H82V97H83ZM121 95H122V94H121ZM121 95H120V96H121ZM127 95H128V94H127ZM131 95H130V96H131ZM135 95H136V94H135ZM135 95H134V96H135ZM153 95H156V92H155ZM157 95H158V94H157ZM157 95H156V96H157ZM191 95L193 96V94H191ZM207 95H208V94H207ZM213 95H214V94H213ZM32 96H33V95H32ZM144 96H145V95H144ZM144 96H143V97H144ZM146 96L149 97V96H150V93H149V95L146 94ZM151 96H152V95H151ZM151 96H150V97H151ZM175 96H176V95H175ZM175 96H173V98H174ZM210 96H211V95H210ZM11 97H9V98H11ZM16 97H17V96H16ZM19 97H21V96H19ZM19 97H18V98H19ZM27 97L29 98V100H30V98H32V97H29V96H27ZM70 97H71V96H70ZM73 97H74V96H73ZM89 97H90V96H89ZM118 97H119V96H118ZM118 97H116V100H117V99H120V98H118ZM128 97H129V96H128ZM131 97H132V96H131ZM131 97H129V98H126V97H125V98L127 99L126 101H128V99H130ZM135 97H136V96H135ZM137 97H138V94H137ZM137 97H136V98H137ZM154 97H155V96H154ZM158 97H159V96H157V98H158ZM177 97H178V95H177ZM193 97H197V96H193ZM198 97H200V96H198ZM206 97H207V96H206ZM206 97H205V98H206ZM212 97H213V96H212ZM0 98L3 99V95H2V97H0ZM5 98H6V97H5ZM13 98H14V97H13ZM22 98H24V97H22ZM22 98H21V99H22ZM38 98H39V97H38ZM42 98H43V97H42ZM44 98H45V95H44ZM67 98H68V97H67ZM75 98H78L77 101H79V97H78V96L75 97ZM75 98H74V101L76 102ZM83 98H84V97H83ZM83 98H82V99H83ZM87 98H88V97H87ZM144 98H147V97H144ZM152 98H153V97H152ZM173 98H172V101H174ZM175 98H176V97H175ZM201 98H202V97H201ZM203 98H204V97H203ZM205 98H204V99H205ZM207 98H209V97H207ZM207 98H206V99H207ZM262 98H263V96L260 97V103H261V99H262ZM19 99H20V98H19ZM46 99H47V98H45V100H46ZM49 99L51 100V98H49ZM54 99H55V98H54ZM54 99H53V100H54ZM71 99L73 100V98H71ZM71 99H70V100H71ZM84 99H85V100H84ZM84 99H83V100H84V101H83V105H84L85 107H84L83 105H82V106H83L84 108H86V106L88 107V104L90 105V102L88 101V99H86V98H84ZM114 99H115V98H114ZM123 99H124V97H123ZM137 99H139V98H137ZM140 99L142 100V98H140ZM140 99H139V100H140ZM147 99H148V98H147ZM150 99H151V98H150ZM158 99L161 100L162 98L159 97ZM194 99H197V98H194ZM199 99H200V98H199ZM210 99H212V98H210ZM258 99H259V98H258ZM24 100H27V99L25 98ZM24 100H23V99H22L21 101L19 100L20 103H21V105H22V104L24 105V104H25L24 102H27V101H24ZM29 100H28V101H29ZM37 100H38V99H37ZM50 100H49V101H50ZM70 100H69V101H70ZM89 100H90V99H89ZM116 100H115V101H116ZM131 100H132L131 102H133V98H132ZM139 100H138V101H139ZM141 100H140V102H141ZM145 100H146V99H145ZM155 100H156V99H155ZM160 100H159V101H160ZM162 100H163V99H162ZM251 100H252V99H251ZM262 100H264V99H262ZM6 101H7V100H6ZM8 101H9V100H8ZM11 101H12V104L15 102V101L13 102V100H11ZM17 101H18V100H16L15 104L17 103ZM38 101H39V100H38ZM56 101H57V100H56ZM58 101H59V102L56 103L57 105L61 102L60 100H58ZM62 101H63V99H62ZM64 101H65V100H64ZM81 101H82V100H81ZM202 101L205 103V101H204L203 99H202ZM257 101H258V100H257ZM257 101H256V102H257ZM1 102H2V101H1ZM3 102H5V99L3 100ZM3 102L1 103L2 105L4 104ZM30 102H31V100H30ZM45 102H46V101H45ZM45 102H44V104H43V100L41 101V103H42V105H44V107H45ZM53 102H55V101H53ZM75 102L72 101L71 104H73V103H75ZM79 102H80V101H79ZM79 102H77V103L79 104ZM140 102H139V103L136 102V103H137L136 105L138 106V104H142V103H143V101H142V103H140ZM153 102L157 103L156 101H154V98H153ZM153 102H149V103L147 102L148 107L151 108V109H149V111H153V112H154V111H158V112H159V110H160V109H158L159 106H158V105H154L155 103L153 104ZM162 102H163V101H162ZM169 102H170V99H169ZM197 102H198V101H197ZM199 102H200V101H199ZM209 102H210V101H209ZM262 102H263V101H262ZM5 103H7V102H5ZM9 103H10V101H9ZM33 103H34V102L32 101V102H31V105H32ZM35 103H37V101H36ZM50 103H52V100H51ZM50 103L47 102V104H50ZM61 103H63V102H61ZM117 103H118V102H116V104H117ZM119 103H121V101H120ZM122 103H124V102H122ZM122 103H121V104H122ZM126 103L128 104L129 101L126 102ZM134 103H135V102H134ZM160 103H161V101H160ZM195 103H196V101H195ZM195 103H194V104H195ZM201 103H202V102H201ZM204 103H203V105H205ZM206 103H207V102H206ZM17 104H18V103H17ZM27 104L30 105L28 102H27ZM37 104L39 105L40 102H38ZM37 104H35V105H37ZM56 104L54 103L53 105L56 106ZM65 104H67V101H66ZM65 104H64V105H65ZM71 104H70V106H68L69 104L66 105V107L68 106L69 108H70V107L72 108V107L74 106V104H73L72 106H71ZM75 104H76V103H75ZM78 104H77V105H78ZM196 104H197V103H196ZM208 104H209V103H208ZM212 104H213V103H212ZM221 104H222V102H221ZM5 105H6V104H5ZM21 105H17V106L21 107ZM23 105H22V106H23ZM25 105H26V104H25ZM42 105H41V106H42ZM118 105H119V104H118ZM124 105L126 106L125 103H124ZM131 105H132V104L130 103L129 106H131ZM144 105H145V104H144ZM160 105H161V104H160ZM199 105H200V104H199ZM7 106H8V105H7ZM9 106H10V105H9ZM13 106H14V105H13ZM26 106H27V105H26ZM75 106H76V105H75ZM78 106H79V105H78ZM82 106H81V107H82ZM106 106H107V105H106ZM121 106H122V105H121ZM121 106H120V107H121ZM125 106H123V107H125ZM137 106H133V107H136V108H137ZM142 106H143V105H142ZM4 107H5V106H4ZM10 107H12V106H10ZM28 107L30 108V106H28ZM44 107H43V109H44ZM49 107H53V106L50 105ZM58 107L60 108V107H62V106H58ZM66 107H65V108H66ZM68 107H67V108H68ZM123 107H122V108H123ZM127 107H128V106H127ZM127 107H126V108H127ZM131 107H132V106H131ZM133 107H132V108H133ZM139 107H140V106H139ZM139 107H138V108H139ZM162 107H163V106H162ZM194 107H195V106H194ZM197 107H198V106H197ZM203 107H204V106H203ZM13 108H14V107H13ZM13 108H12V109H13ZM15 108H16V107H15ZM24 108H25V106H24ZM45 108H46V107H45ZM71 108H70V109H71ZM74 108H76V107H74ZM136 108H135V109H136ZM143 108H144V106H143ZM159 108H160V107H159ZM166 108H167V107H166ZM198 108H199V107H198ZM200 108H202V106H201ZM211 108H213V107H211ZM211 108H210V109H211ZM2 109H3V108H2ZM6 109H7V108H6ZM8 109H9V108H8ZM17 109H18V110H17V112H18L20 109H19V108H17ZM25 109H26V108H25ZM32 109H33V108H30V110H32ZM36 109H37V107H36ZM36 109L34 108V110H32V111L35 112ZM38 109H39V108H38ZM38 109H37V110H38ZM48 109H49V108H48ZM50 109H51V108H50ZM50 109H49V110H50ZM52 109H53V108H52ZM52 109H51V112L54 113V111H55L56 108L54 109V111H52ZM61 109H62V110H65L64 108H61ZM82 109H83V108H82ZM102 109H103V107H102ZM104 109H105V108H104ZM107 109H108V108H107ZM133 109H134V108H133ZM133 109H132V111H133ZM145 109H146L145 111H147L148 108L145 107ZM193 109H194V108H193ZM10 110H11V109H10ZM10 110H9V111H10ZM26 110H27V109H26ZM26 110L21 111V113H22V112L24 113V111H26ZM45 110L47 111V109H45ZM56 110H57V109H56ZM68 110H69V109H68ZM68 110H67V111H68ZM109 110H110V109H109ZM130 110H131V109H130ZM137 110H138V109H137ZM140 110H141V112H142V109H141V108H140ZM164 110H165V109H164ZM164 110H162V111H164ZM211 110H212V109H211ZM224 110H225V109H224ZM7 111H8V110H7ZM27 111H28V110H27ZM41 111H42V110H41ZM43 111H44V110H43ZM60 111H61V110H60ZM60 111H59V114H60ZM100 111H101V110H100ZM111 111H112V110H111ZM166 111H167V110H166ZM169 111H170V110H169ZM213 111H214V108H213ZM29 112H30V111H29ZM34 112H33V113H34ZM44 112H45V111H44ZM64 112H65V111H63V114H64ZM71 112H72V111H71ZM75 112H76V111H75ZM124 112H125V111H124ZM126 112H127V111H126ZM141 112H140V113H141ZM203 112H204V110H203ZM222 112H224V114H225V111L222 110ZM222 112H221V113H222ZM7 113H8V112H7ZM19 113H20V112H19ZM30 113H32V112H30ZM33 113H32V114H33ZM37 113H38V111H37ZM37 113H36V114H37ZM40 113L44 114L43 112H40ZM46 113H47V112H45V115H46ZM78 113H82V110H81V112L78 111ZM94 113H95V112H94ZM101 113H102V112H101ZM104 113H105V112H104ZM108 113H109V112H108ZM108 113H107V111H106V113L103 114V115L100 117V119L102 120L103 124H104L105 119L107 120L106 116H108ZM110 113L113 114L112 112H110ZM115 113H116V112H115ZM130 113H131V112H129V114H130ZM133 113H135V112H133ZM156 113H157V112H156ZM159 113H160V112H159ZM165 113H166V112H165ZM197 113H198V112H197ZM201 113H202V112H201ZM219 113H220V112H219ZM27 114H28V113H27ZM27 114H25V115H27ZM32 114H29V115H32ZM50 114H51V113L49 112V114H47V116H45V119H43L42 121L48 120V118L50 117V116H49ZM54 114H55V113H54ZM70 114H72V113H70ZM75 114H76V113H75ZM87 114H88V113H87ZM111 114H109V115H111ZM209 114H210V113H209ZM213 114H215V112H214ZM213 114H212V115H213ZM228 114H229V113H228ZM21 115H22V118H23L24 115H23V114H21ZM29 115H27V118H28ZM40 115H41V114H39V116H40ZM51 115H52V114H51ZM80 115H81V114H80ZM94 115H95V114H93V116H94ZM98 115H99V114H98ZM142 115H143V114H142ZM160 115H161V114H160ZM167 115H168V114H167ZM221 115H222V114H221ZM260 115H261V114H260ZM7 116H8V115H7ZM11 116H12V115H11ZM17 116H18V115H16V117H17ZM36 116H37V115H36ZM36 116H35V117H36ZM42 116H43V115H42ZM53 116H54V115H53ZM57 116H58V111H57V113H56V118H55V119L58 118V119L61 120L60 115H59L58 117H57ZM63 116H64V115H63ZM65 116H66V115H65ZM87 116H88V115H87ZM93 116H92V117H93ZM95 116H96V115H95ZM113 116H114V115H113ZM165 116H166V115H165ZM173 116H174V115H173ZM177 116H178V115H177ZM228 116H229V115H228ZM236 116H237V115H236ZM236 116H235V117H236ZM2 117H3V116H2ZM2 117H1V118H2ZM20 117H21V116L19 115V118H20ZM24 117H25V116H24ZM32 117H33V115H32ZM37 117H38V116H37ZM37 117H36V118H37ZM61 117H62V116H61ZM73 117H75V115H74ZM73 117L71 116L72 119H76V118H73ZM81 117H82V116H81ZM83 117L85 118L84 115H83ZM83 117H82V118H83ZM98 117H99V116H98ZM125 117H126V116H125ZM132 117H133V116H132ZM137 117H138V115H137ZM140 117H142V116H140ZM171 117H172V116H171ZM179 117H180V116H179ZM197 117L199 118V115H198V114H191L190 119H189L190 124H191V122L194 123L195 121H197V120H196ZM214 117H215V116H214ZM224 117L226 118V116H224ZM229 117H230V116H229ZM233 117H234V115H233ZM1 118H0V119H1ZM5 118H6V116H5ZM9 118H10V119H8V117H7V121H8L10 124H12V122H14L15 120H14L12 117H9ZM14 118H15V117H14ZM22 118H21V119H22ZM36 118H35V119H36ZM40 118H42V117H40ZM40 118H39V122H41V121H40ZM50 118H51V117H50ZM64 118H65V117H64ZM89 118H90V117H89ZM94 118H95V117H94ZM110 118H111V117H110ZM112 118H113V117H112ZM119 118H120V117H119ZM133 118H134V117H133ZM135 118H136V117H135ZM215 118H216V117H215ZM237 118H238V117H236V118H234V119H237ZM260 118H261V117H260ZM263 118H264V117H263ZM263 118H262V119H263ZM16 119H18V117H17ZM58 119L56 120V122L58 121ZM66 119H67V118H66ZM97 119H98V118H97ZM100 119H99V120H100ZM108 119H109V117H108ZM115 119H117L116 116H115ZM120 119H121V118H120ZM122 119H123V117H122ZM136 119L139 120V118H136ZM169 119H170V118H169ZM199 119H200V118H199ZM199 119H198L197 123L199 122ZM3 120H4V119H3ZM23 120H24V118H23ZM25 120H26V119H25ZM37 120H38V119H36V124L39 123V122L37 123ZM63 120H65V119H63ZM68 120H70V119H68ZM76 120H77V119H76ZM80 120H82V119H80ZM80 120H79V121H80ZM90 120H91V119H90ZM90 120H89V121H90ZM93 120H94V119H93ZM101 120H100V121H101ZM103 120H104V121H103ZM125 120H126V118H125ZM125 120H124V121H125ZM205 120H207V119H205ZM209 120H210V119H209ZM223 120H225V119L223 118ZM223 120L221 119L220 123L223 122ZM256 120H257V119H256ZM263 120H264V119H263ZM0 121H1V120H0ZM5 121H6V120H5ZM7 121H6V122H3V123H7ZM48 121H50V119H49ZM52 121H53V119H52ZM52 121H50V122H52ZM97 121H98V120H97ZM110 121H113V120L110 119ZM116 121H117V120H116ZM139 121H140V120H139ZM168 121H169V120H168ZM201 121H202V120H201ZM257 121H259V120H257ZM260 121H261V120H260ZM16 122H17V121H16ZM30 122H31V120H30ZM33 122H35V121H33ZM45 122H46V121H45ZM59 122H60V121H59ZM80 122H82V121H80ZM86 122H88V120H87ZM94 122H95V121H94ZM107 122H109V120H107ZM118 122H119V121H118ZM209 122H211V120H210ZM254 122H255V124H256V121H254ZM254 122H253V123H254ZM262 122H263V121H262ZM262 122H261V124H262ZM17 123H18V122H17ZM17 123H16V124H17ZM21 123H22V121H21ZM43 123H44V122H43ZM60 123H61V122H60ZM60 123H58V124H60ZM68 123H69V122H68ZM77 123H78V122H77ZM98 123H99V122H98ZM116 123H117V122H116ZM122 123L124 124L123 120H122ZM197 123H196V124H197ZM205 123H206V122H205ZM19 124H20V123H19ZM24 124H25V123H24ZM28 124H29V123H28ZM33 124H34V123H33ZM36 124H35V125H36ZM49 124H50V123H49ZM53 124H54V123H53ZM53 124H52V125H53ZM80 124H81V123H80ZM80 124H79V125H80ZM82 124H83V123H82ZM105 124H106V123H105ZM107 124H108V123H107ZM110 124H111V122H110ZM110 124H109L108 126H110ZM118 124H119V123H118ZM52 125H51V126H52ZM72 125H74V129H76V126H78V125L76 124L75 120H73V123L71 124L70 127L66 126V127H68V132H67V134L65 135L66 138H67L69 135L72 136L71 132H69V130L71 131V129H69V128H71ZM85 125H86V124H85ZM90 125H91V124H90ZM95 125H97V123H96ZM95 125H94V126H95ZM111 125H113V124H111ZM194 125H195V123H194ZM201 125H203L202 122H201ZM218 125H219V124H218ZM0 126H1L0 129H1V128H2V124H1ZM12 126L16 127L15 125H12ZM19 126H20V125H19ZM24 126H26V125H24ZM33 126H34V125H33ZM42 126H43V125H42ZM42 126H41V127H42ZM45 126H46V125H45ZM45 126H44V129H45ZM47 126H48V125H47ZM54 126H57V125H53V127H54ZM58 126H60V125H58ZM63 126H64V125H63ZM94 126H93V128H94ZM103 126H104V125H102V127H103ZM114 126H115V124H114ZM116 126H117V124H116ZM120 126H122V125H120ZM192 126H193V125H192ZM197 126L199 127L198 124H197ZM219 126H221V124H220ZM253 126H256V125L253 124ZM7 127H8V126H7ZM9 127H10V126H9ZM17 127H18V126H17ZM21 127H22V124H21ZM21 127H20V128H21ZM36 127H37V126H36ZM41 127H40V128H41ZM48 127H49V128H48V129H49V133L52 134L54 129L52 130V128H51V130H50V126H48ZM66 127H65V128H66ZM79 127H81V126H79ZM82 127H83V126H82ZM84 127H87V126H84ZM84 127H83V129H84ZM102 127H100V128H102ZM118 127H119V125H118ZM195 127H196V126H195ZM256 127H257V126H256ZM258 127H259V125H258ZM5 128H6V127H5ZM11 128H12V127H11ZM25 128H26V127H25ZM30 128H33V127H30ZM34 128H35V127H34ZM34 128H33V129H34ZM37 128H39V127H37ZM40 128H39V129H40ZM46 128H47V127H46ZM95 128H96V127H95ZM104 128H106V127H104ZM112 128H113V127L111 126L110 129H112ZM219 128H220V127H219ZM224 128H225V127H224ZM262 128H263V127H262ZM2 129H3V128H2ZM2 129H1V132L3 131ZM6 129H7V128H6ZM6 129H5V131H6ZM13 129L15 130V128H13ZM42 129H43V128H42ZM42 129H41V130H42ZM72 129H73V128H72ZM85 129H86V128H85ZM108 129H109V128H108ZM110 129H109V130H110ZM115 129H117V128H115ZM200 129H201V128H200ZM215 129H216V128H215ZM257 129H258V128H257ZM259 129H260V128H259ZM263 129H264V128H263ZM263 129H261L260 131H262ZM17 130L20 131L21 129H17ZM56 130H57V129H56ZM77 130H78V129H77ZM95 130H96V129H95ZM101 130H103V128H102ZM105 130H106V129H105ZM118 130H119V129H118ZM121 130H122V129H121ZM216 130H217V129H216ZM220 130H221V129H220ZM223 130H225V129H223ZM226 130H227V129H226ZM226 130L224 131L225 133H227ZM253 130H254V128H253ZM8 131H9V130H8ZM15 131H16V130H15ZM34 131H35V130H33V132H34ZM36 131H37V130H36ZM38 131H39V130H38ZM38 131H37V132H38ZM47 131H48V130H47ZM54 131H55V130H54ZM63 131H64V130H63ZM65 131H67V130H65ZM92 131H93V130H92ZM107 131H108V130H107ZM111 131H112V130H111ZM197 131H199V129H198ZM260 131H259V132H260ZM1 132H0V133H1ZM33 132H32V133H33ZM37 132H36V133H37ZM41 132L44 133V130L41 131ZM56 132H57V131H56ZM59 132H60V131H59ZM76 132H78V131H76ZM79 132H80V130H79ZM79 132H78V135H79ZM99 132H100V131H99ZM99 132H98V133H99ZM104 132H106V131H104ZM115 132H116V131H115ZM217 132H218V131H217ZM222 132H223V131H222ZM224 132H223V133H224ZM229 132H230V130H229ZM255 132H257V130H256ZM255 132H254V133H255ZM6 133H7V132H6ZM10 133L12 134V133H14V132H10ZM29 133H30V132H29ZM32 133H31V134H32ZM36 133H35V135H36ZM64 133H66V132H64ZM72 133H75V132H72ZM82 133H83V131H82ZM84 133H85V131H84ZM84 133H83V134H84ZM118 133H119V132H118ZM200 133H201V132H200ZM250 133H251V132H250ZM3 134H4V133H3ZM21 134H22V132H21ZM33 134H34V133H33ZM53 134H54V133H53ZM59 134H60V133H59ZM59 134H58V135H59ZM76 134H77V133H75L74 135H76ZM86 134L88 135V132H87ZM102 134H103V132H102ZM108 134H110V133H108ZM210 134H211V133H210ZM210 134H208V135H210ZM212 134H213V132H212ZM245 134H247V132H246ZM245 134H244V135H245ZM258 134H259V133H258ZM260 134H261V133H260ZM4 135H5V134H4ZM6 135H7V134H6ZM9 135H10V134L8 133V136H9ZM25 135H26V134H25ZM40 135H42V134H40ZM43 135H44L45 137L47 136V135H45V133H44ZM91 135H92V134H91ZM103 135H104V134H103ZM103 135H102V136H103ZM122 135H123V134H122ZM213 135H216V134H213ZM226 135H227V136H228V135L231 136L230 134H226ZM226 135H223V137L226 138ZM240 135H241V134H240ZM2 136H3V135H2ZM12 136H13V134H12ZM21 136H23V134H22ZM21 136H20V137H21ZM38 136H39V135H38ZM38 136H37V137H38ZM44 136H42V137H44ZM60 136L62 137L61 134H60ZM71 136H70V138H72ZM80 136H82V135H80ZM84 136H85V135H83L82 137H84ZM99 136H100V135H99ZM118 136L121 137L120 135H118ZM217 136H218V134H217ZM238 136H239V135H238ZM4 137H5V136H4ZM28 137H29V136H28ZM33 137H34V136H33ZM40 137H41V136H40ZM57 137H59V136H57ZM63 137H64V136H63ZM75 137H76V136H75ZM77 137H78V136H77ZM77 137H76V138H77ZM86 137H87V136H86ZM88 137L91 138V136H88ZM88 137H87V138H88ZM104 137H108V135H107V136L104 135ZM111 137H112V135H111ZM113 137H114V136H113ZM211 137H212V136H211ZM211 137H210V138H211ZM221 137H222V135H221ZM232 137H233V136H232ZM232 137H229V139H231ZM239 137H240V136H239ZM239 137H238V138H239ZM260 137L262 138V136H260ZM0 138H1V137H0ZM30 138H31V137H30ZM30 138H29V139H30ZM34 138H36V137H34ZM47 138H49V137H47ZM47 138H46V139H47ZM66 138H65L66 141L63 140V139H62V140L65 141V142H67V139H66ZM68 138H69V137H68ZM99 138H100V137H99ZM108 138H109V137H108ZM117 138H118V137H117ZM212 138H213V137H212ZM212 138H211V139H212ZM214 138H215V137H214ZM214 138H213V139H214ZM225 138H223V140H224ZM227 138H228V137H227ZM244 138H245V137H244ZM247 138H248V137H247ZM247 138H246V139H247ZM250 138H251V137H250ZM257 138H259V137H257ZM23 139L26 140L27 137H25V138H23ZM23 139H21V140L23 141ZM29 139H28V140H29ZM36 139H37V138H36ZM41 139H42V138H41ZM41 139H40V140H41ZM52 139H54V137H53ZM52 139H51V141H52ZM56 139H57V138H56ZM60 139H61V138H60ZM60 139H59V140H60ZM77 139H78V138H77ZM79 139H80V138H79ZM79 139H78V140H79ZM88 139H89V138H88ZM92 139H93V138H91V140H92ZM95 139H96V138H95ZM95 139H93L92 143L94 142ZM120 139H121V138H120ZM215 139H217V138H215ZM234 139H236V138H234ZM248 139H249V138H248ZM4 140H5V139H4ZM37 140H38V139H37ZM48 140H49V139H48ZM54 140H55V139H54ZM54 140H53V141H54ZM59 140H58V141H59ZM70 140H72V139H70ZM73 140H74V139H73ZM83 140H84V139H83ZM83 140H79V142L77 143V145L79 144V146H81L82 149H85V148H84V145H87V144H86ZM85 140H87V139H85ZM97 140H98V139H97ZM109 140H110V139H109ZM176 140H177V139H176ZM226 140H227V139H226ZM242 140H243V141H242ZM242 140H240V141H242V142L239 141V142L242 143V144L237 143L238 141H237V140H234V141H237V142H235V144H236V143L238 144L237 146H235V145L233 144V145H234V148H233L234 150H233V151H234V154H235L236 156H237V154L239 153L240 150H243V149H241V148H244V147H243V144H247L246 142H247L248 140H246V142L244 141L245 139H242ZM250 140L253 141V139H250ZM250 140H249V141H250ZM258 140H259V139H258ZM6 141H7V140H5V142H6ZM30 141L32 142V139L29 140V143H30ZM35 141H36V140L34 139V143H35ZM60 141H61V140H60ZM116 141H117V140H116ZM213 141H215V140H213ZM224 141H225V140H224ZM224 141H223V142H224ZM232 141H233V138H232ZM232 141H231V142L228 141V142H229V143H232ZM249 141H248V143H249ZM256 141H257V140H256ZM259 141H260V140H259ZM0 142H1V141H0ZM5 142L3 143L4 145H5ZM19 142H20V141H19ZM23 142H24V141H23ZM23 142H22V143H23ZM25 142H26V144H27L28 141H25ZM45 142H46V141H45ZM45 142L42 141L43 144H44ZM48 142H49V141H48ZM48 142H47V143H48ZM55 142H56V141H55ZM70 142H71V141H70ZM74 142H75V140H74ZM76 142H77V141H76ZM90 142H91V141H90ZM99 142H100V141H99ZM216 142H217V141H216ZM218 142H219V140H218ZM243 142H245V143H243ZM250 142H251V141H250ZM60 143H61V142H60ZM60 143H59V144H60ZM67 143L70 144L69 142H67ZM67 143H66V144H67ZM72 143H73V142H72ZM87 143H89V142H87ZM172 143H173V142H172ZM175 143H176V141H175ZM253 143H254V142H253ZM26 144L23 143L24 146H25ZM32 144H33V143H32ZM45 144H46V143H45ZM48 144H50V143H48ZM55 144H56V143H55ZM63 144H64V143H63ZM90 144H91V143H90ZM94 144H95V143H94ZM190 144H191V143H190ZM192 144H193V143H192ZM251 144H252V143H251ZM254 144H255V143H254ZM256 144H257V145H256ZM256 144H255L256 146L253 145V146L256 147L255 150H254L255 152H256V149H257V148H260V150H263V151H264V140H262L261 142H258V143H256ZM4 145H3V147H4ZM28 145H29V144H28ZM50 145H51V144H50ZM60 145H61V144H60ZM104 145H105V144H104ZM172 145H173V144H172ZM195 145H196V144H195ZM231 145H232V144H231ZM19 146H21V144H20ZM52 146L54 147V145H52ZM55 146H56V145H55ZM57 146H58V144H57ZM66 146H67V145H66ZM68 146H69V145H68ZM72 146L74 147V145H72ZM72 146L70 145L68 148H72ZM79 146L74 147V148L79 149ZM94 146H95V145H94ZM98 146H99V147H98ZM117 146H118V145H117ZM173 146H174V145H173ZM246 146H247V145H246ZM246 146H245V147H246ZM253 146H252V147H253ZM48 147H49V146H48ZM58 147H59V146H58ZM63 147H64V145H63ZM87 147H88V146H87ZM87 147H86V148H87ZM150 147H151V146H150ZM184 147H185V146H184ZM247 147H248V146H247ZM19 148H20V147H19ZM19 148H18V149H19ZM22 148H23V147H22ZM28 148H29V147H28ZM51 148H52V147H51ZM100 148H101V150H102V149H103V145H99V144H97V145H96V148L93 147L94 150L96 149V150H98V151L100 150ZM114 148H115V147H114ZM114 148H113V149H114ZM197 148H198V147H197ZM231 148H232V147H231ZM248 148H249V147H248ZM253 148H254V147H253ZM24 149H26V148H23V150H24ZM54 149H55V147L53 148V150H54ZM56 149H58V148H56ZM89 149H91V148H88V150H89ZM93 149H92V150H93ZM111 149H112V148H111ZM115 149H116V148H115ZM16 150H17V149H16ZM29 150H31L32 153H33V150H32V149H29ZM68 150H69V149H68ZM70 150H72V149H70ZM70 150H69V151H70ZM75 150H76V149H75ZM75 150L73 149V151H75ZM88 150H87V152H88ZM108 150H110V149H108ZM196 150H197V149H196V147H195L194 145H189V146H187V147L185 148V152L183 151L184 154H185L184 156H187L189 153L196 154ZM245 150H246V149H245ZM245 150H244V151H245ZM249 150H250V148H249ZM258 150H259V149H258ZM258 150H257V151H258ZM17 151H19V150H17ZM24 151H25V150H24ZM58 151L60 152V148L58 149ZM76 151H77V150H76ZM80 151H82V150H80ZM85 151H86V150H85ZM104 151H106V150H104ZM104 151L102 150V152H100V153L103 154ZM113 151H114V150H113ZM251 151L253 152V150H251ZM263 151H261V152L263 153ZM20 152H21V150H20ZM20 152H19V153H20ZM35 152H36V151H35ZM35 152H34L33 155H36ZM82 152L84 153V151H82ZM92 152H93V151H92ZM92 152H91V153H92ZM108 152H109V151H108ZM108 152H107V153H108ZM245 152H246V151H245ZM245 152H244V154L247 155V154H249L250 151H249L247 154H246ZM26 153H27V152H26ZM28 153H29V152H28ZM30 153H31V152H30ZM30 153L28 154V156L30 155ZM54 153H55V151H54ZM72 153H73V152H72ZM75 153H76V152H75ZM77 153H78V152H77ZM83 153L80 154V152H79V154L81 155V157H82ZM88 153H89V152H88ZM93 153H94V152H93ZM95 153H96V151H95ZM98 153H99V152H98ZM107 153L105 152L104 154H107ZM173 153H174L175 156L180 155V154H177V155H176L175 152H173ZM173 153H172V155H173ZM186 153H187V155H186ZM250 153H251V152H250ZM253 153H254V152H253ZM259 153H260V152H259ZM67 154H68V153H67ZM85 154H86V153H85ZM89 154H90V153H89ZM114 154H115V153H114ZM254 154H256V158H257V152L254 153ZM260 154H261V153H260ZM263 154H264V153H263ZM39 155H40V154H39ZM75 155H76V154H74V156H75ZM91 155H92V154H91ZM95 155L97 156V153L94 154L93 156H95ZM98 155H99V154H98ZM109 155H110V154H109ZM111 155H113V154H111ZM174 155H173V156H174ZM251 155H252V153L249 154V157H250ZM261 155H262V154H261ZM261 155H260V157H261ZM31 156H32V155H30V158H31ZM40 156H41V155H40ZM84 156H85V155H83V157H84ZM88 156H89V155H88ZM96 156H95V157H96ZM102 156H103V155H101V157H102ZM107 156H108V155H107ZM158 156H159V155H157V157H158ZM175 156H174V157H175ZM182 156H183V155H182ZM190 156H191V155H190ZM192 156H193V155H192ZM239 156H241V155H239ZM263 156H264V155H263ZM32 157H33V156H32ZM35 157H36V156H35ZM47 157H48V156H47ZM66 157H67V156H66ZM76 157H77V156H76ZM76 157H71L70 159H72V158H76ZM83 157H82V159H83ZM89 157H91V156H89ZM103 157H104V156H103ZM178 157H179V156H178ZM201 157H202V156H201ZM201 157H199L201 160L199 159V161H196V162H199V163L201 164V166H203V165L205 166V165H208V164H209V165H211V167L214 166V167H216V169H217L219 166L222 165V160H220V159L217 160V159L213 158L214 160L212 161V160H210V159L206 160L207 158H205V157H204V159H202ZM251 157H252V159H253V156H251ZM37 158H38V157H37ZM40 158H41V157H40ZM85 158H86V156H85ZM87 158H88V157H87ZM97 158H99V157L97 156ZM186 158H187V157H186ZM242 158H243V156H242ZM263 158H264V157H263ZM68 159H69V158H68ZM76 159H77V158H76ZM78 159H79V158H78ZM78 159H77V160H78ZM80 159H81V158H80ZM90 159H91V158H90ZM93 159H94V157H93ZM95 159H96V158H95ZM174 159H175V158H174ZM176 159H177V157H176ZM182 159L184 160L185 158L182 157ZM182 159H181V161H182ZM188 159H189V158H188ZM240 159H241V158H240ZM177 160H178L179 162H181V161H180V158H178ZM177 160H176V161H177ZM185 160H187V159H185ZM189 160H190V159H189ZM246 160H247L248 163H249L250 160H249L247 157H246ZM253 160H254V159H253ZM40 161H41V160H40ZM42 161H45V158H44V160H42ZM83 161H84V160H83ZM83 161H81V164H80V165H82ZM173 161H174V160H173ZM178 161H177V162H174V163H177V164H178ZM194 161H195V160H194ZM237 161H238V160H237ZM247 161H245V162H247ZM256 161H258V159H257ZM45 162H46V161H45ZM45 162H44V164H45ZM69 162H70V161H69ZM69 162H68V163H69ZM73 162H74V161H73ZM73 162H71V163H73ZM78 162H79V160H78ZM188 162H190V161H188ZM188 162L185 163V164H182L183 167H181L180 170L176 167L177 170H178L177 174L175 175V178L177 179V180L175 179L176 181H174V179H173L174 177L171 176V177H166V178H165V183H167L168 185H169V183H170L169 186H171V185H173V183L175 184V182H176V184L179 183V182H180L183 178H185V177L188 178V179H191L190 177H195V176H196V178H197L198 175L201 174V173H200L201 170H199V168H198L199 166H196L197 164H195V166H196V167L194 166L195 168H194V167H191V166L188 165ZM239 162L241 163V160H240ZM252 162H253V161H252ZM41 163H43V162H41ZM49 163H50V162H49ZM71 163H69L68 165H70ZM181 163H182V162H181ZM181 163H180V164H181ZM183 163H184V162H183ZM191 163H192V162H191ZM191 163H189V164H191ZM193 163H194V162H193ZM240 163H238V164H240ZM242 163H243V162H242ZM242 163H241V165H242ZM257 163H258V162H257ZM44 164H42L43 167H46V166H44ZM46 164H47V163H46ZM46 164H45V165H46ZM51 164H52V163H51ZM76 164H77V163H76ZM177 164H176V166H178ZM180 164H179V165H180ZM246 164H247V163H246ZM253 164H255V163H253ZM71 165H72V164H71ZM174 166H175V164H174ZM192 166H193V165H192ZM201 166H200V167H201ZM217 166H218V167H217ZM242 166H244V165H242ZM242 166H241V167H242ZM256 166H258V165H256ZM261 166H263V165H261ZM69 167H70V166H69ZM81 167H82V166H81ZM208 167H209V166H208ZM208 167H207V168H208ZM214 167H212V168H208V169L211 170V169H213ZM241 167H240V168H241ZM244 167H245V166H244ZM263 167H264V166H263ZM41 168H42V167H41ZM67 168H68V167H67ZM202 168H204L203 171H202L203 174H204L205 167H202ZM202 168H201V169H202ZM221 168H223V167H221ZM250 168H251V167H250ZM253 168H254V167H253ZM261 168H262V167H261ZM261 168H260V169H261ZM82 169L84 170V168H82ZM216 169L214 168V170H216ZM218 169H220V168H218ZM241 169H242V168H241ZM244 169L247 170L246 167H245ZM35 170H36V169H35ZM177 170H176V171H177ZM254 170H255V169H254ZM68 171H69V170H68ZM176 171H175V173H176ZM207 171H208V170H207ZM207 171H205V172H207ZM216 171L219 172V170H216ZM221 171H222V170H221ZM221 171H220V172H221ZM259 171H261V170H259ZM214 172H215V171H214ZM218 172H217V173H218ZM251 172H252V171H251ZM83 173H84V172H83ZM83 173H82L81 175H83ZM208 173H209V171L207 172V174H208ZM212 173H213V172H212ZM247 173H248V171H247ZM260 173H261V172H260ZM72 174H73V173H72ZM74 174H75V172H74ZM77 174H78V171H77ZM205 174H206V173H205ZM207 174H206L205 176H207ZM209 174H210V173H209ZM214 174H215V173H214ZM248 174H249V173H248ZM262 174H263V173H262ZM75 175H76V174H75ZM187 175L190 176V177H188ZM212 175H213V174H212ZM218 175H220V174L218 173ZM251 175H252V174H251ZM78 176H79V174H78ZM78 176H77V177H78ZM201 176H202V175H200L199 177L201 178ZM252 176H253V175H252ZM252 176H250V177H252ZM257 176H258V175H257ZM34 177H35V176H34ZM43 177H44V176H43ZM73 177H74V176H73ZM77 177H76V179H78ZM81 177H82V176H81ZM208 177H209V175H208ZM208 177H207V178H208ZM253 177H254V176H253ZM259 177H260V176H259ZM259 177H257V179H258ZM37 178H38V177H37ZM40 178H41V179H44V178H42V176H41ZM79 178H80V177H79ZM82 178H83V177H82ZM202 178H204V177H202ZM202 178H201V179H202ZM263 178H264V177H263ZM38 179H39V178H38ZM38 179H37V180H38ZM197 179H199V178H197ZM210 179L212 180V177H210ZM252 179H253V178H252ZM259 179H260V178H259ZM80 180H82V179H79V181H80ZM192 180H193V179H192ZM199 180H200V179H199ZM208 180H209V179H208ZM42 181H44V180H41V182H42ZM83 181H84V179H83ZM178 181H179V182H178ZM194 181H195V180H194ZM197 181H198V180H196V182H197ZM200 181H201V180H200ZM202 181H203V180H202ZM204 181H205V180H204ZM209 181H210V180H209ZM28 182H30V181H28ZM34 182H35V179H34L33 183H34ZM39 182H40V181L38 180V183H39ZM61 182H62V181H61ZM172 182H173V183H172ZM196 182H195V183H196ZM255 182H256V181H254V183H255ZM260 182H262V181H260ZM31 183H32V181H31ZM31 183H30V185H31ZM44 183H45V182H44ZM44 183H43V184L41 183V184L44 185ZM70 183H71V182H70ZM78 183H79V182H78ZM78 183H77V184H78ZM82 183H84V182L81 181L80 185H81ZM171 183H172V184H171ZM197 183H199V182H197ZM202 183H203V182H202ZM251 183H253V182H251ZM251 183H250V184H251ZM263 183H264V182H263ZM35 184H37V183H35ZM41 184H40V185H41ZM63 184H64V183H63ZM63 184H61V186H59V187L61 188ZM67 184H68V183H67ZM163 184H164V183H163ZM244 184H245V183H244ZM250 184H249V185H250ZM258 184H259V183H258ZM261 184H262V183H261ZM38 185H39V184H38ZM38 185H37V186H38ZM40 185H39L38 187H40ZM42 185H41V186H42ZM59 185H60V184H59ZM80 185H79V186H80ZM82 185H83V184H82ZM164 185H165V184H164ZM198 185L202 186V185H201V182H200V184H198ZM255 185H257V184H255ZM63 186H66V185H63ZM83 186H84V185H83ZM141 186H142V185H141ZM165 186H166V185H165ZM165 186H164V187H165ZM169 186H168V187H169ZM174 186H176V185H174ZM177 186L179 187V185H177ZM251 186H252V185H251ZM260 186H261V185H260ZM31 187H33V184L31 185ZM34 187H35V186H34ZM38 187H37V188H38ZM69 187H70V185H69ZM69 187H67V188H69ZM71 187H74V186L71 185ZM139 187H140V186H139ZM142 187H143V186H142ZM171 187H173V186H171ZM253 187H254V186H253ZM258 187H259V186H258ZM29 188H30V186H29ZM29 188H28V189H29ZM40 188H41V187H40ZM44 188H45V187H44ZM60 188H59V189H60ZM67 188L65 187V189H67ZM74 188H75V187H74ZM76 188H77V187H76ZM149 188H151V186H150V187H148L147 185L144 186V187H143V191L141 192L142 195H143V192H146V194H147V191H149ZM242 188H244V187H242ZM249 188H250V187H249ZM256 188H257V187H256ZM33 189H35V188H33ZM61 189H62V188H61ZM61 189H60V190H61ZM70 189H71V188H70ZM70 189H68L69 193H70ZM83 189H84V188H83ZM163 189H165V188H163ZM168 189H170V187H169ZM168 189H166V190H168ZM178 189H179V188H178ZM237 189H238V188H237ZM30 190H31V189H29V191H30ZM35 190H36V189H35ZM37 190H38V189H37ZM71 190H73V189H71ZM77 190H78V188L76 189V191H77ZM139 190H140V188H139ZM139 190H138V191H139ZM141 190H142V188H141ZM150 190H151L150 192H152V189H150ZM160 190H161V189H160ZM166 190H165V191H166ZM170 190H171V189H170ZM172 190H173V189H172ZM172 190H171V191H172ZM174 190H175V188H174ZM174 190H173V191H174ZM31 191H33V190H31ZM73 191H74V190H73ZM80 191H81V190H79V192H80ZM138 191H137V192H138ZM156 191H157V190H156ZM156 191H155V192H156ZM168 191H169V190H168ZM173 191H172V192H173ZM176 191H177V189H176ZM183 191H184V190H182V192H183ZM236 191H237V190H236ZM35 192H38V191H35ZM35 192H34V193H35ZM77 192H78V191H77ZM153 192H154V191H153ZM155 192H154V193H155ZM161 192H162V190H161ZM172 192H170V193H172ZM182 192H181V193H182ZM32 193H33V192H32ZM34 193H33V194H34ZM61 193L64 194L63 191H62ZM66 193H67V192H66ZM66 193L64 194L65 196H67ZM69 193H67V194H69ZM122 193H123V192H122ZM139 193H140V191L138 192V194H139ZM154 193H153V194H154ZM156 193H157V192H156ZM162 193H163V192H162ZM181 193H180V194H181ZM30 194H31V192H30ZM35 194H36V193H35ZM38 194H40V193H38ZM38 194H37V195H38ZM71 194H72V192H71ZM76 194H77V193H76ZM78 194H79V193H78ZM153 194H151V195H153ZM158 194H159V193H158ZM168 194H169V193H168ZM187 194H188V193H187ZM238 194H239V193L237 192V195H238ZM31 195H32V194H31ZM31 195H30V196H31ZM37 195H33L32 198H34V196L36 197ZM40 195H41V194H40ZM40 195H39V196H40ZM74 195H75V194H74ZM79 195H80V194H79ZM139 195H140V194H139ZM149 195H150V193H149ZM149 195H148V197H149ZM156 195H157V194H156ZM164 195H165V194H164ZM170 195H172V194H170ZM175 195H176V192H175L174 196H175ZM39 196H38V197H39ZM70 196H71V195H70ZM127 196H128V195H127ZM182 196H184L183 193H182ZM185 196H186V195H185ZM185 196H184V199H185ZM203 196H204V195H203ZM207 196H209V195H207ZM211 196H212V195H211ZM216 196H217V195H216ZM28 197H29V196H28V194H27V197H25V198H28ZM67 197H68V196H67ZM80 197H81V195H80ZM141 197H142V196H140V199H141ZM155 197H156V196H155ZM155 197H154V195H153V198H155ZM163 197H164V196H163ZM163 197H162V198H163ZM165 197H166V196H165ZM186 197H187V196H186ZM189 197H190V196H189ZM189 197H188V198H189ZM192 197H195V196H192ZM212 197H213V196H212ZM235 197H236V196H235ZM252 197H253V196H252ZM30 198H31V197H30ZM30 198H29V199H30ZM36 198H37V197H36ZM74 198H75V197H74ZM81 198H82V197H81ZM128 198H129V197H128ZM138 198H139V197H137V199H138ZM143 198H147V196H146V197H143ZM143 198H142V199H143ZM160 198H161V197H159V199H160ZM166 198H168V197H166ZM178 198H180V197H178ZM188 198H186V201H184V202H187V199H188ZM207 198H208V197H206V199H207ZM233 198H234V197H233ZM130 199H131V198H130ZM156 199H157V197H156ZM180 199H181V198H180ZM182 199H183V198H182ZM184 199H183V200H184ZM206 199H205V200H206ZM208 199H209V198H208ZM212 199H213V198H212ZM256 199H257V198H256ZM38 200H40V199L38 198ZM144 200H146V202H147V199H144ZM163 200H164V198H163ZM163 200L161 199L162 202H164ZM176 200L179 201L178 199H176ZM176 200H174V201L176 202ZM190 200H191V199H190ZM190 200H189V201H190ZM193 200H194V199H193ZM193 200H191V203H192ZM195 200H196V199H195ZM210 200H211V199H210ZM210 200H209V201H210ZM251 200H252V199H251ZM30 201H31V200H30ZM133 201H134V200H133ZM137 201L139 202L140 200H137ZM149 201H151L150 198H149ZM153 201H157V200H153ZM161 201L158 200V203L161 202ZM171 201H172V200H171ZM171 201H170V202H171ZM181 201H182V200H181ZM181 201H180V202H181ZM198 201H199V200H198ZM219 201H220V200H219ZM37 202H38V201H37ZM134 202H135V201H134ZM134 202H133V203H134ZM140 202H141V201H140ZM146 202H145V203H146ZM167 202H169V199L167 200ZM180 202H179V203H180ZM182 202H183V201H182ZM215 202H216V201H215ZM217 202H218V201H217ZM25 203H26V202H25ZM25 203H24V204H25ZM136 203H137V202H136ZM147 203H148V202H147ZM149 203H150V202H149ZM152 203H153V202H152ZM176 203H178V202H176ZM176 203H175V204H176ZM179 203H178V204H179ZM191 203L188 202L187 204L189 205V204H191ZM193 203H194V202H193ZM210 203H211V202H210ZM30 204H31V203H30ZM75 204H76V203H75ZM77 204H78V203H77ZM77 204H76V205H77ZM138 204H140V203H138ZM142 204H143V205H146V204H144V202H143ZM142 204H141V207H142ZM150 204H151V203H150ZM150 204H149V205H150ZM159 204H160V203H159ZM159 204L156 203L155 205L158 206ZM172 204H173V205H171V203H165L164 205H163V204H160V205L163 206L161 209L164 208L165 210H167V211L169 212V215H170V212H171V214H172V216H173V213H172V212H173L172 207H174L175 204H174L173 202H172ZM178 204H177V205H178ZM180 204H181V203H180ZM235 204H236V202H235ZM1 205H2V204H1ZM32 205L34 206V204H32ZM191 205H192V204H191ZM215 205H216V204H215ZM232 205H233V204H232ZM24 206H25V205H24ZM37 206H38V205H37ZM79 206H80V205H79ZM136 206H137V205H136ZM152 206H153V204H152ZM178 206H180V205H178ZM184 206H186V204H185ZM230 206H231V205H230ZM239 206H240V205H239ZM35 207H36V206H35ZM76 207H77V206H76ZM138 207H139V206H138ZM186 207H187V206H186ZM186 207H184V208H186ZM214 207H215V206H214ZM80 208H82V207H80ZM135 208H136V207H135ZM155 208H156V207H155ZM175 208H176V206L174 207V209H175ZM178 208H180V207H178ZM181 208H182V206H181ZM216 208H217V207H216ZM235 208H236V207H235ZM3 209H4V207H0V212H2ZM75 209H76V208H75ZM138 209H139V208H138ZM141 209H142V208H141ZM143 209H144V207H143ZM147 209H149V208L147 207ZM150 209H153V208L150 207ZM164 209H163V210H164ZM182 209H183V208H182ZM4 210H5V209H4ZM79 210H80V209H79ZM81 210H82V209H81ZM83 210H84V209H83ZM136 210H137V209H136ZM153 210H154V209H153ZM176 210H177V208H176ZM224 210L226 211V209H224ZM234 210H235V209H234ZM137 211H138V210H137ZM141 211H142V210H141ZM141 211H140V212H141ZM154 211H155V210H154ZM156 211H157V210H156ZM174 211H175V210H174ZM179 211H180V210H179ZM184 211H185V210H184ZM140 212H139V213H140ZM145 212H146V208H145ZM145 212H144V213H145ZM147 212H148V211H147ZM152 212H153V211H152ZM152 212H150V213H152ZM157 212H158V211H157ZM161 212H165V211H161ZM175 212H176V211H175ZM180 212L182 213V210H181ZM180 212L178 213V214H179V217H180ZM185 212H186V211H185ZM185 212H184V215L186 214ZM243 212H244V211H243ZM2 213H3V212H2ZM142 213H143V212H142ZM148 213H149V212H148ZM153 213H154V212H153ZM158 213H159V212H158ZM145 214H146V213H145ZM160 214L163 215L162 213H160ZM164 214H166V213H164ZM242 214H243V213H242ZM0 215H1V213H0ZM135 215H136V214H135ZM137 215L139 216V215H141V213H140V214H137ZM148 215H149V214H148ZM150 215H151V214H150ZM166 215H167V214H166ZM175 215H176L175 217H178L177 214H175ZM184 215H183V216H184ZM66 216H68V215L66 214ZM127 216H128V215H127ZM146 216H147V215H146ZM152 216H153V214H152ZM152 216H151V218H152ZM155 216L157 217V213H156V212H155V214H154L153 217H154V219H157ZM183 216L181 215L182 218H183ZM1 217H2V216H1ZM132 217L136 218L137 216H132ZM159 217H160V216H159ZM161 217H162V216H161ZM166 217H167V216H166ZM175 217H174V219L176 220L177 218H175ZM181 217H180V218H181ZM184 217H185V216H184ZM249 217H250V216H249ZM66 218H67V217H66ZM80 218H81V217H80ZM83 218H84V217H83ZM137 218H140V217H137ZM143 219H144V218H143ZM154 219H152V220H154ZM169 219L172 220V217L169 218ZM174 219H173V221H174ZM178 219H179V218H178ZM251 219H253V218H251ZM135 220H136V219H135ZM137 220H142V218H141V219H137ZM147 220H148V219H147ZM147 220H146V221H147ZM159 220H160V218H159ZM163 220L165 221V219H163ZM247 220H249V219H247ZM156 221H157V220H156ZM240 221H241V220H239V222H240ZM131 222H132V221H131ZM160 222H162V221H160ZM176 222H177V221H176ZM239 222H238V223H239ZM263 222H264V221H263ZM22 223H24V222H22ZM22 223H21V224H22ZM26 223H27V222H26ZM133 223H134V222H133ZM133 223H132V224H133ZM135 223H137V222H135ZM135 223H134V225H135ZM151 223H152V222H151ZM178 223H179V222H178ZM178 223H177V224H178ZM236 223H237V222H236ZM240 223H241V222H240ZM257 223H258V222H257ZM15 224H16V223H15ZM119 224H120V222H119ZM124 224H125V223H124ZM126 224H127V223H126ZM139 224H140V227L137 225L139 229H144V228L146 229V227H145L146 224H145V223H144V224H145V225H144V224L142 223V221H140ZM170 224H172V223H170ZM173 224H175V223H173ZM254 224H255V223H254ZM258 224H259V223H258ZM18 225H19V224H18ZM25 225H27V224L24 223V226H25ZM69 225H70V224H69ZM80 225H81V224H80ZM128 225H129V224H128ZM159 225H161V224L159 223ZM175 225H176V224H175ZM175 225H174V226H175ZM179 225H181V222H180ZM236 225H237V224H236ZM243 225H244V224H243ZM7 226H8V225H7ZM16 226H17V224H16ZM21 226H22V225H21ZM24 226H22V228H23ZM75 226H76V225H75ZM83 226H84V225H83ZM132 226H133V225H132ZM148 226H149L150 228H153V229H151V230H154V229H155V228H154L155 226H156V229H157V227H158L157 224L155 225V222H154V221H153V224L147 225V227H148ZM153 226H154V227H153ZM161 226H162V225H161ZM171 226H172V225H171ZM196 226H197V225H196ZM239 226H240V225H239ZM262 226H263V225H262ZM8 227H9V226H8ZM28 227H29V225H28ZM63 227H64V226H63ZM66 227H67V226H66ZM126 227H127V226L125 225L123 228H125V230H126V229H127ZM128 227H129V226H128ZM135 227H136V226H135ZM176 227H177V229H178L181 233L183 232L184 229H182L181 227H178V225H176ZM183 227H184V226H183ZM191 227H195V226L192 225ZM191 227H190V228H191ZM240 227H241V226H240ZM256 227H257V226H256ZM17 228H18V227H17ZM24 228H25V227H24ZM78 228H79V227H78ZM133 228H134V227H133ZM133 228H132V229H133ZM160 228H161V227H160ZM163 228H164V226H163ZM163 228H161V229H163ZM184 228H185V227H184ZM199 228H200V226H199ZM202 228H203V226H202ZM20 229H21V228H20ZM70 229H71V228H70ZM75 229L77 230V228H75ZM135 229H136V228H135ZM145 229H144V230H145ZM148 229H149V228H148ZM165 229H166V228H165ZM170 229H171V228H170ZM170 229H169V230H170ZM173 229H176V228H173ZM177 229H176V230H177ZM200 229H201V228H200ZM233 229H235V227H234ZM236 229H237V228H236ZM236 229H235V230H236ZM244 229H245V228H244ZM23 230H24V229H23ZM83 230H84V229H83ZM122 230H123V229H122ZM122 230H121V231H122ZM136 230H137V229H136ZM136 230H135V231H136ZM146 230H147V229H146ZM149 230H150V229H149ZM149 230H148V231H149ZM169 230H168V231H169ZM185 230H186V229H185ZM190 230H191V231H190ZM190 230H189L190 233H191L192 231H194V229H193V230L190 229ZM197 230H198V228H197ZM201 230H203V229H201ZM206 230H207V229H206ZM237 230H238V229H237ZM239 230H242V229L239 228ZM16 231H18V230H16ZM25 231H26V230H25ZM72 231H73V230H72ZM113 231H114V230H113ZM121 231H120V232H121ZM132 231H133V230H132ZM139 231H142V230H139ZM148 231H144V232H142V233L145 234V232L147 233ZM179 231H178V232H179ZM204 231H205V230H204ZM12 232H13V231H12ZM74 232H75V231H74ZM81 232H82V231H81ZM122 232H123V231H122ZM129 232H131V230H130ZM152 232H153V231H152ZM166 232H167V231H166ZM175 232H176V231H175ZM189 232H188V233H189ZM195 232H196V231H195ZM195 232H194V234H196ZM197 232H198V231H197ZM214 232H215V231H214ZM239 232L241 233V231H239ZM20 233H21V232H20ZM26 233H27V231H26ZM69 233H70V232H69ZM79 233H80V232H79ZM125 233H126V234H125ZM134 233H135V232H134ZM139 233H140V236H139V237H141V232H139ZM150 233H151V231H150ZM155 233H156V232H155ZM158 233H159V232H158ZM158 233H156V234H158ZM160 233H161V232H160ZM160 233H159V236H160ZM168 233H170V232H168ZM176 233H177V232H176ZM200 233H202V231H200ZM206 233H207V232H206ZM243 233H244V232H243ZM257 233H258V231H257ZM72 234H73V233H72ZM77 234H78V233H77ZM122 234H123V233H122ZM124 234H125V236L128 234V233H127V230H126V232H124ZM135 234H136V233H135ZM147 234H148V233H147ZM151 234H152V233H151ZM162 234H163V233H162ZM177 234H178V233H177ZM179 234H180V233H179ZM197 234H199V233H197ZM203 234H205V232H203ZM203 234H202V235H203ZM212 234H213V233H212ZM31 235H32V234H31ZM120 235H121V234H120ZM130 235H131V233H130ZM132 235H133V233H132ZM136 235H137V234H136ZM136 235H134V236H136ZM185 235H186V234H185ZM202 235H201V237H202ZM206 235H207V234H206ZM216 235H217V233H216ZM4 236H5V235H4ZM123 236H124V235H123ZM123 236L121 235V237H123ZM145 236H146V235H145ZM148 236H149V234H148ZM163 236H164V235H163ZM173 236H174V235H173ZM173 236H172V238L174 239ZM183 236H184V235H183ZM183 236H182V237H183ZM189 236H191V235H188V237H189ZM193 236H194V235H193ZM203 236H204V235H203ZM29 237H31V236H29ZM83 237H84V235H83ZM142 237H144V236H142ZM160 237H161V236H160ZM160 237H159V238H160ZM165 237H168V236L166 235ZM165 237H164V239H165ZM188 237H187V238H188ZM196 237H197V236H195V239H196L197 241L195 240V242H194V241H191V240H190V242H192V243L194 242L193 245H195V248H198L199 250H201V252L199 251V253H201V256H199V257L196 256V258H192V257H191V258H188V259L185 260V261H187L188 264H217L218 261H217L216 259H215L216 261L213 262L214 260L212 261V260L210 259L211 257H209V255H207V254H209L210 252H213L214 254H216L217 249H216L215 247H213L214 245L212 244V245H213V246H212V245L208 244L206 241H204V240H202V239H197ZM73 238H74V237H73ZM114 238H117V241H118L119 236H117V237L114 236ZM133 238H134V237H133ZM133 238H132V239H133ZM144 238H145V237H144ZM153 238L156 239L155 237H153ZM161 238H162V237H161ZM183 238H185V236H184ZM190 238H192V237H190ZM190 238H189V239H190ZM204 238H205V236L203 237V239H204ZM214 238H215V237H213V239H214ZM29 239H30V238H29ZM31 239H32V238H31ZM78 239H79V238H78ZM121 239H122V238H121ZM125 239H126V238H125ZM134 239H136V237H135ZM134 239H133V240H134ZM139 239H142V238H139ZM139 239H138V240H139ZM154 239H153V240H154ZM170 239H171V237H170ZM173 239H171V240H173ZM138 240L136 239L135 244H136V242H137ZM144 240H145V242H146V239H144ZM159 240H160L159 242L162 241V239H159ZM229 240H230V239H229ZM261 240H262V239H261ZM124 241H125V240H124ZM124 241H122V242H124ZM128 241H129V240H128ZM131 241H132V240H131ZM139 241H141V240H139ZM139 241H138V243H139ZM166 241H168V239H165L164 241H162V242H163L162 245H164V244L166 245ZM174 241H175V240H174ZM259 241H260V240H259ZM79 242H81L80 239H79ZM119 242H121V240H119ZM133 242H134V241H133ZM142 242H143V239H142ZM159 242H158V245H160ZM162 242H161V243H162ZM226 242H228V240H227ZM232 242H233V241H232ZM82 243H83V242H82ZM126 243H129V242H126ZM140 243H141V242H140ZM168 243H169V242H167V244H168ZM174 243H175V242H174ZM188 243H189V242H188ZM229 243H230V242H229ZM229 243H228V244H229ZM77 244H78V243H77ZM123 244H124V243H123ZM144 244L146 245L147 243H143V244H141V245H144ZM149 244H150V243H149ZM149 244H148V245H149ZM169 244H170V243H169ZM78 245H79V244H78ZM133 245H134V244H133ZM133 245H132V246H133ZM139 245H140V244H139ZM165 245H164V246H165ZM172 245H173V244H172ZM172 245H170V247H171ZM193 245H192V246H193ZM225 245H227V244L225 243ZM125 246H126V245H125ZM132 246H131V247H132ZM233 246H234V245H233V244L231 245V243H230V245H228L226 248H224V249L226 250V251H224V252L227 253V251L232 250V249H233ZM20 247H21V246H20ZM78 247H80V246H78ZM82 247L84 248V246H82ZM82 247H81V248H82ZM134 247H136V245H135ZM139 247H140V246H139ZM143 247H144V246H142V247H140V248H143ZM145 247H146V246H145ZM157 247H158V246H157ZM157 247H156V248H157ZM81 248H80V250L82 251V254H83V255H85V253L87 254L88 251L84 253V250L81 249ZM137 248H138V246H137ZM156 248H155V249H156ZM158 248L161 249L162 247L159 246ZM158 248H157V249H158ZM164 248H165V247H164ZM236 248H237V247H236ZM15 249H16V248H15ZM24 249H25V248H24ZM96 249H98V248H96ZM96 249H95V250H96ZM99 249H100V248H99ZM145 249H146V248H145ZM145 249H144V250H145ZM147 249H149V247H148ZM234 249H235V248H234ZM234 249H233V251H234ZM28 250H29V249H28ZM80 250L78 249V252H79ZM86 250H89V249L87 248ZM86 250H85V251H86ZM95 250H94V251H95ZM103 250H104V249H103ZM103 250L101 251V253L103 252ZM134 250H135V248H134ZM138 250H140V249H137V250H136L137 252H136V254H134V255H137V253H139ZM150 250H151V251H149V253L152 252V249H151V248H150ZM153 250H154V249H153ZM161 250H162V249H161ZM163 250H164V249H163ZM18 251H19V250H18ZM20 251H21V249H20ZM24 251H26V250H24ZM30 251H31V249H30ZM69 251H70V250H69ZM90 251H91V250H90ZM92 251H93V250H92ZM97 251H99V250H96V252H97ZM104 251H105V250H104ZM141 251H142V250H141ZM12 252H13V251H12ZM16 252H17V250H16ZM16 252L14 251V254H15ZM21 252H23V251H21ZM21 252H20V253H21ZM28 252H29V251H28ZM145 252H146V250H145ZM156 252H157V251H156ZM7 253H8V252H7ZM18 253H19V252H17V254H18ZM20 253L18 254V256H20ZM80 253H81V252H80ZM80 253H79V254H80ZM88 253H90V252H88ZM98 253H99V252H98ZM101 253H100V254H101ZM202 253H203V254H202ZM217 253H218V252H217ZM233 253H234V252H233ZM233 253H232V254H233ZM17 254H16V255H17ZM26 254H27V253H26ZM26 254H25V255H26ZM33 254H35V253H33ZM33 254H32V255H33ZM72 254H73V253H72ZM75 254H76V253H75ZM82 254H80V255H82ZM94 254H95V253H94ZM109 254H110V253H109ZM109 254H108V255H109ZM121 254H122V253H121ZM139 254H140V253H139ZM141 254H142V253H141ZM144 254L146 255V253H144ZM151 254H152V253H151ZM157 254H159V251H158ZM228 254H229V252H228ZM232 254H231V257H232ZM2 255H3V254H2ZM4 255L7 256L6 254H4ZM16 255H15V257H16ZM21 255L23 256V254H21ZM29 255H30V254H29ZM64 255H65V254H64ZM64 255H63V256H64ZM73 255H74V254H73ZM73 255H72V256H73ZM89 255L91 256V254H89ZM89 255H88V257H90ZM92 255H93V254H92ZM101 255H103V253H102ZM104 255H105V254H104ZM185 255H186V254H185ZM188 255H190V254H188ZM188 255H186V256H188ZM191 255H192V254H191ZM217 255H218V254H217ZM222 255H223V252H222ZM233 255H234V254H233ZM0 256H1V255H0ZM8 256H9V255H8ZM13 256H14V255H13ZM26 256H27V255H26ZM66 256H67V254H66ZM68 256H69V255H68ZM70 256H71V255H70ZM76 256H77V254H76ZM76 256H75V258H76ZM95 256H96V254H95ZM114 256H117L116 253L114 254ZM143 256H144V255H143ZM143 256H140V257H142V259H143ZM147 256H151V255H147ZM155 256H156V254H155ZM155 256H154V257H155ZM183 256H184V255H183ZM193 256H194V255H193ZM218 256H219V255H218ZM225 256H227V255L225 254ZM15 257H14V258H15ZM81 257H82V256H81ZM97 257H98V254H97V256H96L95 258H97ZM99 257H100V256H99ZM101 257H102V256H101ZM107 257H108V256H107ZM110 257H111V256H109V258H110ZM136 257H137V256H136ZM136 257H135V258H136ZM144 257H145V256H144ZM188 257H190V256H188ZM214 257H216V255H214ZM219 257H220V256H219ZM221 257H223V256H221ZM221 257H220V258H221ZM11 258H13V257H11ZM16 258H17V257H16ZM16 258H15V260H17ZM24 258H25V257H24ZM24 258H23V259H24ZM29 258H30V257H29ZM63 258H64V257H63ZM75 258H73V259H75ZM95 258H94V259H95ZM147 258H148V257H147ZM149 258H150V257H149ZM151 258H153V257L151 256ZM182 258H183V257H182ZM184 258H185V257H184ZM237 258H238V257H237ZM20 259H22V258H20ZM68 259H69V258H68ZM76 259H77V258H76ZM76 259H75V261H76ZM79 259H80V258H79ZM100 259H102V258H100ZM133 259H134V258H133ZM140 259H141V258H140ZM185 259H186V258H185ZM222 259H223V258H222ZM230 259H233V258H229V260H230ZM18 260H19V259H18ZM102 260H103V259H102ZM102 260H101V261H102ZM135 260H136V259H135ZM137 260H138V259H137ZM145 260H146V257H145ZM145 260H142V262H144ZM219 260H220V259H219ZM21 261H22V260H20V262H21ZM25 261H26V260H25ZM28 261H29V260H28ZM31 261H32V260H31ZM70 261H72V258H70ZM70 261H69V262H70ZM73 261H74V260H73ZM73 261H72L71 263L74 264L75 262H73ZM81 261H82V260H81ZM95 261H96V259H95ZM97 261H98V260H97ZM103 261H104V260H103ZM118 261H119V260H118ZM138 261H139V260H138ZM220 261L223 262V261H226V260L223 259V261H222V260H220ZM227 261H228V259H227ZM234 261H235V260H234ZM236 261H237V260H236ZM13 262H14V261H13ZM16 262H17V261H16ZM16 262H15V263H16ZM22 262H23V261H22ZM26 262H27V261H26ZM26 262H25V264H26ZM77 262H78V261H77ZM77 262H76V263H77ZM79 262H80V261H79ZM104 262H106V261H104ZM142 262H140V264H142ZM147 262H148V261H147ZM221 262H218V263L221 264ZM230 262H231V261H230ZM18 263H19V262H18ZM28 263H29V262H28ZM80 263H81V262H80ZM83 263H84V262H83ZM97 263H98V262H97ZM101 263H102V262H101ZM101 263H100V264H101ZM145 263H146V262H145ZM145 263H144V264H145ZM185 263H186V262H185ZM232 263H233V262H232ZM232 263H231V264H232ZM20 264H21V263H20ZM23 264H24V263H23ZM102 264H103V263H102ZM104 264H105V263H104ZM121 264H122V263H121ZM125 264H126V263H125ZM222 264H223V263H222ZM226 264H227V263H226ZM243 264H244V263H243Z\"/></svg>",
	"mask_w": 264,
	"mask_h": 264
}]
</instances>
